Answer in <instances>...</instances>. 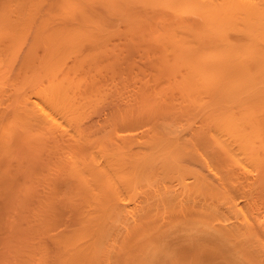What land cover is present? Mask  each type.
Here are the masks:
<instances>
[{"label":"bare ground","instance_id":"bare-ground-1","mask_svg":"<svg viewBox=\"0 0 264 264\" xmlns=\"http://www.w3.org/2000/svg\"><path fill=\"white\" fill-rule=\"evenodd\" d=\"M3 1H5V0H3ZM21 1V0H20ZM49 1V0H48ZM0 2H2V1H0ZM9 2V1H8ZM14 2V1H13ZM12 2V3H13ZM23 2V1H22ZM32 2H33V0H32ZM47 2V1H46ZM55 2H57V4H58V1H55ZM61 2H62V0H61ZM66 2H67V0H66ZM4 3V2H3ZM12 3H10V4H12ZM19 3V2H18ZM27 3V2H26ZM63 3V2H62ZM65 3V2H64ZM5 4H6V2H5ZM10 4H8L9 6H10ZM32 4H34V3H32ZM48 4H49V2H48ZM51 4V3H50ZM49 4V5H50ZM55 4V3H54ZM69 4V5H68ZM1 5V4H0ZM4 5V4H3ZM15 5V4H14ZM17 6H18V4H16ZM31 5V4H30ZM65 5V6H64ZM64 5H62L61 4V6H63L64 8H62V10H63V12H62V16H58V17H61L60 19H61V21H64L63 20V16L65 17L64 19H68V20H74V19H76L77 21H79V19L82 21H84L85 20V22H83L82 24H84V23H86V21H88V24H89V22H90V24L91 23H93V24H91V25H89V28H92V26L94 25V24H98V27H96L97 26V24L96 25H94V27L92 28V29H89L88 30V25H85L86 26V29H87V31H86V29H84V27H82V25L80 26L81 28H82V30H81V28H80V30H78L79 28L78 27H75V28H71V27H74V26H76V25H71L70 26V28L68 29V32L69 33H65V35L66 36H68V38L66 37V39H64V40H66V42L68 43V41L70 42V39H71V37L70 36H73V34L74 33H72V35H70V31H77L78 30V32L77 33H80V35L83 33V32H80V31H86L87 33H90V31L92 30L93 31V29H94V31H97V29L96 28H101L100 30H99V32L101 31V32H104V30H106L107 28H105V24H102L101 23V20H103L104 18H101L100 19V14H99V16H97V12H94V10H93V7H94V5H99V6H102L103 8H104V10H105V12L107 13V17H114V16H122L123 18H125L126 19V17H127V20H129V18H131L130 19V21H132L133 22V20L132 19H134V20H138L137 21V23L138 24H140L141 25V23L142 22H145V21H147V22H149V23H152V22H155V21H157V22H160L162 25H161V32L160 33H158L159 34V36L158 37H160V38H163V40L164 41H162L163 43H165L164 45H166L168 48H167V50H165L166 48H164V46H163V48H162V46L160 47L159 45V50H161V48H162V50L164 49L165 50V54H167L166 53V51L168 52V51H170L169 53H168V55L169 54H171L172 56H170V58H172V59H169V60H171V63H173L174 61L176 62L175 64H177V66L174 64H171V65H169L168 63H167V65H169V67L172 69H175L176 67H177V69H175V71H172V72H174V75H175V77L177 76V75H179V79H177V77H176V79H177V81L176 80H174L175 79V77H174V75H173V80H172V82H173V84H174V82H175V84H174V86H172L173 88H174V90L175 91H173V92H176V94L178 93V90H179V93L178 94H180L179 96H181L183 99H181L182 101L183 100H185V101H183L182 103H181V101H179L180 99H178V101H176V102H178V103H180L181 105H179V108H176L178 105V103L176 104V103H173L174 104V106H173V104H171L172 106H170V108H172L171 109V111H173V115L171 114V111H170V109H168L169 107L168 106H166L167 107V109H166V107H165V104H168L167 102H169V101H167V99H165L166 101V103H164V96L163 95H166V92H165V94L163 93V97L161 96V95H157L158 97H162V99H163V104H164V106L161 104L162 102L161 101H159V102H156V104L157 103H159L160 104V106H163L164 108H165V110L163 109V111H162V109H161V111H159L158 109H160V107H159V104H158V106H155V105H153V106H155V107H153V108H155V110H157V111H155V113H152V115H151V113H150V117L151 116H153V114H156L158 111H159V113H158V115L160 116H162L163 114H166V116L169 114V113H167V111L166 110H168V112H170V114L168 115V116H172V118H173V120H174V114L176 113V115L175 116H177V119L178 118H180V120H181V118H182V115H183V117L184 118H186L184 115H186V114H183L182 113V111H180L181 109H180V106L181 107H183L182 109H184L185 111L186 110H189V112L191 113V109H193V111L195 112V114L197 115V118L195 117V116H193V118H196L197 120H198V115H200V117H199V122L201 123V122H203V124L201 123H199L198 121V125H200V129H199V126L197 125V123H194V126H196V128L195 127H193L192 125V123H188V120H187V123H188V125L186 126V130H183L182 132H177V133H175L174 135H172L171 133H169V132H165V129H160V131H158L157 129L154 131H152V132H150L149 130H148V127H147V130L149 131V132H147V130L145 131V133L147 132V133H152V134H147V135H151L150 137H148V138H145L144 139V134H143V140H142V142L140 143L139 141H141V139H139L138 138V140L136 139V134H133V135H135V136H133L132 135V133H128V134H130V135H128V134H126V132H125V134H123V132L122 133H120V136H117V135H119V134H117L116 136H117V138H115L116 136H114V139H113V137H112V139H113V141H111V135L109 134V132L111 131V129H110V127H109V129H110V131L107 133V134H109L108 135V137H106L105 135H104V133H106V132H102V133H100V134H103L104 136H100L99 134V138L100 137H103L102 139L104 140V137H106V139H105V141L103 142V143H105V144H108V143H111L112 145V147L114 146V148H115V150H114V148H112V150H111V148H110V146H109V144L107 145V147L109 146V148H108V153H109V155L106 153V156L108 155L109 156V158L111 159V161H112V159L114 160L115 159V157H117L115 160V164L116 165H120L121 163H122V166L124 167H122L123 169H125V166L127 165L126 163L129 161V160H131V162L129 163V165H133V166H131L130 168L132 169V168H134L135 169V172L134 173H136V174H134L131 170H128V171H130V176H132V174H134V175H136V177L135 176H133L135 179H137V180H140V182L142 181V184H144L143 182H144V180L146 179L145 178V176H146V174H147V172H149V178H154V179H152V180H157V178L158 177H155V175L157 174V175H160L161 174V176H159V178L161 177V182H165V180H163L162 181V177L164 176V178L163 179H166V177H170V179L172 180H170V182H169V184H167V185H165V186H163V187H160L159 185L160 184H158V188H157V185H156V188H154L152 185L154 184V181H153V184H151L152 183V180L151 179H149L148 180V183L152 186V188H153V190H150V189H152L151 188V186L148 188L149 190V192H144L142 195H140L139 194V192L138 193H136V190H138L137 189V187H136V184L138 183L139 184V182L137 181V183H135L134 184V186H132L133 185V183L131 182L132 180L131 179H134V178H129L128 176H126L129 180H131L130 182L132 183V185L131 186H129V184L127 185H125V181H127L128 182V179L126 180L125 178L126 177H122V179L120 180V181H118V179L117 178H113V177H115L116 175L114 174L115 173V168L117 167V166H115L114 167V163H112L113 164V169L115 170H109V168L111 169V166L112 165H109L108 166V163H107V165L104 167V163L103 162H105L106 163V160L108 159L109 160V162H110V159L108 158V156H107V158H106V156H104L105 157V159L103 160V158H101L103 161L102 162H100V163H102L101 165H100V163L98 162L97 163V161H98V159L96 160V156H95V159H94V155L95 154H97V153H95L94 155H92L93 157V159L92 160H94V161H92L91 162V160L90 159H88V161H90L92 164H93V166H95L96 164H99L100 165V168H99V166L98 167H94L93 168V166H92V164H90V168H89V163H87V161H86V164H88V168H87V165H86V169L87 170H89V172H87L86 174L84 173V170L82 171L81 169L79 170V168H80V166L81 165H83V164H81L80 165V163L82 162H77L78 163V167H74V168H76L77 169V171L79 170L80 171V173H84V175L83 176H85L86 178L85 179H87L88 178V176H89V178H90V175H89V173L91 174L92 172H95V170L97 169V171L95 172V173H92L96 178H98L97 179V181H99V179L101 178V179H105V181L103 180H101L100 179V183H103L102 185H100V183H99V185H97L96 184V186H92L94 183H98V182H93V184H92V182H90L91 184H89V180L91 179H89L88 178V182H87V180L86 181H84L85 179H83L82 180V178H84L82 175L80 176V177H82L81 179L79 178V172H77V174H76V176L78 175V178H77V182L76 183H78V181L80 182L79 183V185H81V183L83 184L82 186H77L76 188H78V189H83V191H82V194H81V192H79V191H81V190H75V191H77L76 193H78V194H72V199H69V196H70V194L68 195V193H69V190H67V193H65L66 195H68V197H67V199L66 198H64V199H66L65 201H64V199L61 201L62 202V205L64 204V205H68V202L69 203H71L70 205H69V207H72L73 205V207H72V211L74 212V213H72L71 211H69V210H66V211H69L68 213L70 214V212L74 215H72V217L71 218H69V220L71 221L72 220V222L74 221V223H73V228L71 227V229L69 230V232L68 231H66V233H62L63 232V230L60 232L61 234L60 235H62L63 237H62V239L60 238L61 236H59V239L61 240V244H62V246H60L61 247V250L63 249V251H61L60 250V248L57 250V248L59 247L58 245H56V246H58V247H56V251H55V253H60V252H57V251H61V255H57L56 257H58L59 256V261H57V259L56 260H54L55 262L57 261L58 263H60V260L62 259L61 257L63 256V260H65V263L64 264H210V263H207V262H211V261H213L212 259L214 258L212 255L214 254L215 256L217 255V257H219V256H223L222 258H226L225 259V261L224 260H216L217 261V263H218V261H220V264H222V263H224V262H226V263H228V261H231V263L232 264H236V263H238V264H243V263H239L237 260H235L234 258H232V255L234 256L235 255V257H236V254H238V256L239 255H242V257L240 258L241 260L243 259V257H244V261H245V263L246 264H264V0H74V2H72L71 0H69L68 1V3H65ZM5 6V5H4ZM24 6V5H23ZM36 6H37V4H36ZM46 6V5H45ZM51 6V5H50ZM49 6V7H50ZM2 9L4 8L3 6H0ZM13 7V6H12ZM48 7V8H49ZM11 8V7H10ZM10 8H9V10H10ZM15 8V7H14ZM17 8V7H16ZM37 8V7H36ZM35 8V9H36ZM45 8V7H44ZM19 9V8H18ZM17 9V10H18ZM25 9H27V8H25ZM32 9V8H31ZM47 9V8H46ZM50 9V8H49ZM24 10V9H23ZM30 10V9H29ZM40 10H41V8H40ZM6 11V10H5ZM12 10H10V12H11ZM20 11V10H19ZM28 11V10H27ZM37 11V10H36ZM43 11L45 12V9H43ZM48 11H50V10H48L47 9V12ZM59 11H60V9H59ZM2 12H4L3 10L2 11H0V13H2ZM7 12V11H6ZM9 12V13H10ZM33 13H34V11H32ZM41 12V11H40ZM53 12V11H52ZM52 12L50 13V16H51V14H52ZM55 12V11H54ZM53 12V15H55V13ZM104 12V11H103ZM19 13V12H18ZM21 13V12H20ZM32 13V14H33ZM26 14H27V12H26ZM38 14V13H37ZM49 14V13H48ZM56 14H57V12H56ZM59 14H61V13H59ZM58 14V15H59ZM63 14H65V15H63ZM103 14V13H102ZM1 15H4V17L2 18V19H4L5 18V15H6V13L5 14H1ZM21 15V14H20ZM9 16V15H8ZM26 16H29V15H26ZM37 16V15H36ZM42 17H44L43 15H41ZM47 16V15H46ZM57 16V15H56ZM56 16H54L55 18H57ZM96 16L98 17V19H96ZM116 16V17H117ZM126 16V17H125ZM25 17V16H24ZM33 17V16H32ZM31 17V18H32ZM48 17V16H47ZM52 17V16H51ZM107 17H105V18H107ZM6 18H8V17H6ZM26 18V17H25ZM41 18V17H40ZM53 18V17H52ZM93 18H95L94 20L96 21V23H94V21H91V20H93ZM122 18V19H123ZM23 19V18H22ZM44 19V18H43ZM47 19V18H46ZM45 19V20H46ZM91 19V20H90ZM116 19V18H115ZM114 19V20H115ZM125 19L123 20L124 22H125ZM28 20V19H27ZM34 20V19H33ZM38 20H40V19H38ZM56 20V19H55ZM57 20H59V18L57 19ZM56 20V21H57ZM90 20V21H89ZM2 20H0V22H1ZM23 21V20H22ZM43 21V20H42ZM48 21V20H47ZM51 20H49L48 22H50ZM53 21V20H52ZM60 21V20H59ZM75 21V20H74ZM99 21H100V23H101V25L102 26H104V27H102L101 25H99ZM105 21H107V20H105ZM105 21H103V23H106ZM123 21H121L122 23H123ZM141 23H140V22ZM151 21V22H150ZM4 22V21H3ZM46 21H44L43 22V24L45 25V24H47V22L45 23ZM55 22V21H54ZM109 22H111V21H109ZM116 22V21H115ZM114 22V23H115ZM118 22V21H117ZM127 22V21H126ZM146 22V23H147ZM24 23V22H23ZM26 23V22H25ZM31 23V22H30ZM41 23V22H40ZM66 23V22H65ZM70 23V22H69ZM78 23V25H79V22H77ZM81 23V22H80ZM119 23V22H118ZM128 23H130L129 21H128ZM136 22H134V25H133V23L131 24V25H133V28H134V26L136 27V24H137ZM145 23V25H148V24H146ZM52 24H54L53 22H52ZM51 23H49V25H52ZM57 24V25H56ZM56 24H54V25H56L57 26V28H59L60 26L58 25V23H56ZM61 24H62V22H61ZM67 24V23H66ZM107 24V23H106ZM137 24V25H138ZM143 24V23H142ZM69 25V24H68ZM68 25H67V27H68ZM110 25H112L113 27H114V24H112V22H111V24ZM124 25H125V23H124ZM22 26V25H21ZM36 26V25H35ZM37 26H38V23H37ZM36 26V27H37ZM40 26V25H39ZM41 26H42V23H41ZM46 26V25H45ZM48 26V25H47ZM55 26V27H56ZM59 26V27H58ZM62 27V29H64L63 28V25H61ZM66 25H64V27H65ZM100 26V27H99ZM121 26H123V25H121ZM120 26V27H121ZM139 26V25H138ZM23 27V26H22ZM96 27V28H95ZM107 27V26H106ZM112 27V28H113ZM116 28H117V25L115 26ZM114 27V28H115ZM127 27V26H126ZM143 28L145 27V26H142ZM142 27H140V28H142ZM102 28H105V29H102ZM137 29V31L138 32H141V30H140V28L139 27H136ZM138 28H139V30H138ZM13 29V28H12ZM15 29V28H14ZM13 29V30H14ZM26 29V28H25ZM42 29V28H41ZM52 29H56V28H54V26H53V28H51V30L50 31H52ZM62 29H60V31L59 32H62L63 30ZM118 30L120 29L119 27L117 28ZM121 29H122V27H121ZM148 29V28H147ZM146 29V30H147ZM153 28H151V30H152ZM4 30V29H3ZM36 30V29H35ZM40 30V29H39ZM53 30V31H54ZM57 30V29H56ZM67 29H66V27H65V31H66ZM108 30H110V29H108ZM118 30H116V31H118ZM122 30H124V31H126L124 28L122 29ZM144 30V29H143ZM41 31H43V30H41ZM40 31V32H41ZM52 31V32H53ZM75 31V32H76ZM92 31H91V33H92ZM114 31V30H113ZM113 31H111V32H113ZM145 31V30H144ZM147 31H149V29L147 30ZM146 31V32H147ZM155 31V30H154ZM39 32V33H40ZM48 32V31H47ZM64 32V31H63ZM100 32V33H101ZM106 33H110L109 31L107 32V30L105 31ZM120 32V34H121V32L122 31H119ZM118 32V33H119ZM128 32H129V29H128V31L127 32H125V34L127 33L128 34ZM131 32H132V29H131ZM150 32V31H149ZM49 33H51V32H49ZM55 33V32H54ZM56 33H57V31H56ZM93 33H96V35H99V37H98V39H101L100 38V33L98 34L97 32H93ZM106 33L104 34V35H106ZM124 33V32H123ZM133 33V32H132ZM136 34H137V32H135ZM145 33V32H144ZM151 33V32H150ZM36 34V33H35ZM38 34V33H37ZM44 34H46L47 36H48V33H44ZM60 34V33H59ZM59 34L57 33L56 35H58L59 36ZM64 34V33H63ZM61 35V38H65V37H63L64 35ZM84 34H86V33H84ZM115 34V33H114ZM139 34V33H138ZM147 34V33H146ZM1 35V34H0ZM3 35V34H2ZM39 35V34H38ZM53 37H54V34H51ZM50 35V37H52ZM70 35V36H69ZM80 35H78V36H80ZM93 35V34H92ZM108 35V34H107ZM106 35V36H107ZM116 35H117V32H116ZM124 35V34H123ZM123 35H121V36H123ZM128 35H133V34H128ZM141 35H143V33L141 34ZM145 35V34H144ZM143 35V37H142V40H143V38L144 37H146V36H144ZM151 35H152V33H151ZM40 36V35H39ZM74 36H75V34H74ZM73 36V37H74ZM76 36H77V34H76ZM82 36H84V35H82ZM87 36L88 35H86V36H84V37H86L87 38ZM106 36H104V37H106ZM135 36V35H134ZM37 38H40V37H38V36H36ZM47 38V39H49V36L48 37H46L45 35L43 36V38ZM57 37V36H56ZM55 37V38H56ZM69 37H70V39H69ZM84 37H83V39H84ZM89 38H87V39H84V40H82V42L84 43V41H86L87 43H88V39H92L93 37H91V36H88ZM113 37H114V35L112 36V39H113ZM128 37V36H127ZM140 36H138V38H139ZM35 38V37H34ZM55 38H54V41H55ZM61 38H58L57 37V39H59V41H60V39ZM80 38H82L81 36L80 37H77V39H80ZM94 38H96V37H94ZM109 38H110V34H109ZM147 38L149 39V38H151L150 36L148 37L147 36ZM147 38H145V39H147ZM46 39V41H47V44L49 43V45H54L53 43L54 42H52V44H51V42H48L49 40H47ZM53 39V38H52ZM73 39V38H72ZM76 39V37H75V39H73L74 41L75 40H77ZM97 39V38H96ZM96 39H94V40H96ZM98 39H97V41H98ZM103 39V38H102ZM101 39V40H102ZM115 39V38H114ZM119 39V38H118ZM133 39V38H132ZM140 39H141V37H140ZM152 39V38H151ZM153 39H155V38H153ZM152 39V40H153ZM158 39V38H157ZM37 40V39H36ZM41 40H43V39H41ZM40 40V41H41ZM63 40V41H64ZM106 41H108V40H110L111 41V39H105ZM121 40H123V39H121ZM120 40V41H121ZM130 40H131V37H130ZM133 40H135V39H133ZM142 40H140V41H142ZM150 40V39H149ZM149 40H148V43H149ZM39 41V40H38ZM45 41V42H46ZM53 41V40H52ZM57 41V40H56ZM58 41V43H60ZM61 41H62V39H61ZM72 41V40H71ZM73 41V42H74ZM78 41V40H77ZM77 41H75L76 43H77ZM80 41H81V39H80ZM90 41V40H89ZM92 41V40H91ZM14 42H16V41H14ZM81 42V44H80V42H78V47L76 46V43L74 44L75 45V47H77V48H72L71 49V47H67V45L68 46H70V43H66V44H64V45H66V53H70L71 51H75V49L77 50V52L75 53V52H73V55L74 54H76V56H77V58H78V55H79V53L78 52H80L81 50H82V47L81 46H83V43ZM85 42V43H86ZM94 42V41H93ZM96 42V41H95ZM99 42H100V40H99ZM103 42H105V41H103ZM114 42V40L113 41H111V43H113ZM116 42V41H115ZM136 42H138V40L136 41ZM154 42V41H153ZM156 42H158V41H156ZM154 43V45L156 46L157 45V43ZM161 42V39H159V43H162ZM38 43V42H37ZM36 43V44H37ZM57 43V42H56ZM55 43V44H56ZM65 43V42H64ZM91 43V42H90ZM118 43V42H117ZM120 43V42H119ZM139 43V42H138ZM142 43H143V41H142ZM151 43H152V41H151ZM150 43V44H151ZM41 44H42V42H41ZM46 44V43H45ZM61 44V43H60ZM60 44H57V45H60ZM89 44V43H88ZM108 44H109V41H108ZM123 44V43H122ZM149 44V45H150ZM62 45V44H61ZM64 45H62V47L63 48H65L64 47ZM85 45V44H84ZM87 45V44H86ZM95 45V44H94ZM94 45H92L91 44V46L94 48ZM99 45H101V43L99 44ZM107 45V44H106ZM113 45H115V44H113ZM112 45V46H113ZM119 44H117V46H118ZM127 45V44H126ZM135 45H137V43L135 44ZM147 46L146 45V47H149V49H151L152 48V46ZM152 45V44H151ZM163 45V44H162ZM14 46V45H13ZM39 46V45H38ZM42 46H43V44H42ZM71 46H72V42H71ZM80 46V47H79ZM88 46V45H87ZM109 45H107V47H108ZM117 46L115 47V48H117ZM133 46V45H132ZM139 46V45H138ZM165 46V47H166ZM50 47V46H49ZM49 47H47L48 48V54H49V52H51L50 50L51 49H49ZM61 47V48H62ZM91 47V48H92ZM119 47H121V46H119ZM118 47V48H119ZM124 47H125V45H124ZM137 47V46H136ZM136 47L134 46V48L136 49ZM139 47H141V46H139ZM9 48V47H8ZM47 48H46V50L45 51H47ZM55 48H56V45H55ZM55 48L53 49L54 51H55ZM59 49H60V47H58ZM57 48V49H58ZM62 48V49H63ZM67 48H68V50L70 51H68L67 52ZM79 48H80V51H79ZM88 48H89V46H88ZM115 48L114 49H112V51H116L115 50ZM126 48V47H125ZM124 48V49H125ZM143 48L146 50V48L143 46ZM142 48V49H143ZM157 48V47H156ZM170 48V49H169ZM58 49V50H59ZM90 49V48H89ZM102 49H104V46H103V48ZM101 49V50H102ZM169 49V50H168ZM15 50H16V48H15ZM14 50V51H15ZM53 50H52V53H53ZM96 51L94 52L93 51V49L89 52V53H92V55L94 54L95 55V57H97V54L99 55V56H101L99 53H97L96 54V52L98 51L97 49H95ZM100 50V49H99ZM110 50V49H109ZM128 50V49H127ZM127 50H125V52L127 51ZM138 50V49H137ZM144 50V51H145ZM152 50V49H151ZM154 50V49H153ZM152 50V51H153ZM163 50V51H164ZM172 50V51H171ZM9 51V50H8ZM17 51V50H16ZM60 51V50H59ZM59 51H56L57 53H58V56L57 57H59V55L60 54H63L65 51L64 50H62V51H64V52H60V54H59ZM89 51V50H88ZM103 51V50H102ZM106 51V50H105ZM111 51V50H110ZM119 51H121L120 49H119ZM119 51H117V52H115V56H117V53L119 52ZM129 51H131L130 49H129ZM128 51V52H129ZM147 52H148V49L146 50ZM145 51V52H146ZM152 51L150 52V53H152ZM158 51V50H157ZM1 52V51H0ZM104 52V51H103ZM114 52H112V53H114ZM124 52V51H123ZM136 52V51H135ZM135 52H133V55L135 54V56H136V53ZM145 52H144V54H145ZM148 52V53H149ZM2 53V52H1ZM8 53V52H7ZM7 53H5V54H7ZM51 53V54H52ZM65 53V54H66ZM77 53H78V55H77ZM81 53V52H80ZM111 53V54H112ZM122 53V52H121ZM147 53V54H148ZM159 53V52H158ZM172 53H174V54H172ZM15 54V53H14ZM18 54V53H17ZM55 54V53H54ZM84 55L83 56H85L84 58L86 59V60H88L87 58H86V56H87V52H86V55H85V53H83ZM111 54H109V56L111 55ZM119 54V53H118ZM123 54V53H122ZM125 54L126 53H124V56H125ZM130 54H131V52H130ZM129 54V55H130ZM138 54H139V50H138ZM155 54H156V52H155ZM10 55V54H9ZM70 55H72L71 53H70ZM91 55V54H90ZM89 55V59H91V56ZM103 55V54H102ZM106 55H108V54H106ZM120 55V54H119ZM150 55V54H149ZM161 55H162V57H163V54H162V52H161ZM161 55L159 54V56L161 57ZM168 55H167V57H168ZM174 55V56H173ZM1 56V55H0ZM4 56V55H3ZM14 56V55H13ZM12 56V57H13ZM52 56V55H51ZM55 56V57H56ZM67 56V55H66ZM80 56H81V54H80ZM98 56V57H99ZM123 55L121 56L122 57V62H123V57H124ZM128 56V55H127ZM145 56H146V54H145ZM144 56V57H145ZM155 56H157V55H155ZM8 57V56H7ZM7 57H6V59H7ZM32 57V56H31ZM60 57H64V56H60ZM67 57H70V56H67ZM66 57V58H67ZM74 57V56H73ZM94 57V58H95ZM102 57V59H103V56H101ZM104 57H105V55H104ZM113 57H114V54H113ZM132 57V56H131ZM149 57V56H148ZM164 57H166V56H164ZM29 58H30V56H29ZM28 58V59H29ZM52 59H54L53 57H51ZM51 58H50V61H52L51 60ZM62 58H59V60L61 59L62 60ZM80 58V57H79ZM77 59L78 61L81 59L82 60V58H80V59ZM83 58V59H84ZM93 58V57H92ZM109 58V57H108ZM108 58H106V59H108ZM111 58V57H110ZM130 58V57H129ZM128 58V59H129ZM133 58V57H132ZM136 58V57H135ZM150 58V57H149ZM1 59H3V57L1 56ZM0 59V60H1ZM9 59H11V57L9 56ZM69 59V58H68ZM67 59V60H68ZM73 59H75V58H73ZM72 59V60H73ZM84 59V61H86ZM115 59L116 60H114L113 59V61H117V58L115 57ZM119 59V58H118ZM157 59V58H156ZM167 59V58H166ZM5 60V59H4ZM4 60H3V62H4ZM49 60V59H48ZM59 60L57 61V59H56V61L59 63ZM65 57H64V62H65ZM98 60H100V57H99V59ZM97 60V61H98ZM104 60V59H103ZM125 60V59H124ZM135 60V59H134ZM141 60V59H140ZM160 60H163V61H165L164 60V58H160ZM172 60H173V62H172ZM8 61V60H7ZM28 61V60H27ZM31 61V60H30ZM89 61V60H88ZM88 61H87V63H88ZM91 61H92V59H91ZM104 61H106V60H104ZM112 60L110 61V62H112L111 63V65H114L115 67L114 68H116V66H119V65H121V63H120V60H119V65H116V63L118 64V62H116L115 64H114V62H113ZM126 61V60H125ZM128 61L129 60H127L126 62L128 63ZM131 61V60H130ZM149 60H146V62H148ZM1 62V61H0ZM2 62V63H3ZM43 62V61H42ZM57 62H55V60H54V62H52L53 63V65L51 64V62H50V65H52L53 66V68H55L54 67V63H55V65H57L56 63ZM63 62V61H62ZM77 62V61H76ZM82 62V61H81ZM95 62V61H94ZM93 62V63H94ZM101 62V64H103V62L100 60L99 61V63ZM125 62V63H126ZM136 62V61H135ZM135 62L133 63L132 62V65L134 64V65H136L135 64ZM141 62V61H140ZM150 62V61H149ZM167 62H169L168 61V59H167ZM28 63V62H27ZM48 63V62H47ZM67 63H69L68 61H67ZM87 63H86V65H87ZM92 63V64H93ZM105 63V66L106 65H109V64H106V63H108V62H104ZM137 63H139L138 62V60H137ZM151 63H152V61H151ZM7 64V63H6ZM8 64H9V62H8ZM8 64H7V68L9 69V71H10V67L8 66ZM95 64H97V63H95ZM162 64H166V62L164 63H162ZM2 64H0V66H1ZM5 65V64H4ZM29 65H31L30 63H29ZM50 65H48V67H50ZM61 65V61H60V63H59V65H57V66H60ZM69 64H67V66H68ZM76 65H78V62H77V64ZM75 65V66H76ZM88 65H90V63L88 64ZM94 65V64H93ZM100 65V64H99ZM129 65H131V63H129ZM132 65H131V68H132ZM152 65V64H151ZM151 65H150V67H151ZM154 65L155 64H153V66L152 67H154ZM28 66V64L26 65V67ZM70 66V65H69ZM72 66H73V64H72ZM74 66V67H75ZM82 67V65H80L79 64V69H81V67ZM91 66V65H90ZM98 66V65H97ZM103 66H104V64H103ZM140 65L138 64V67H139ZM148 66H149V64H148ZM158 66V65H157ZM171 66H173V67H171ZM185 66V67H184ZM6 67V66H5ZM47 67V68H48ZM73 67V68H74ZM92 67V66H91ZM90 67V68H91ZM96 67V66H95ZM99 67V66H98ZM97 67V68H98ZM100 67H101V65H100ZM99 67V68H100ZM109 67V66H108ZM107 67V68H108ZM111 67V66H110ZM137 67V68H138ZM175 67V68H174ZM1 68V67H0ZM4 67H2V69H3ZM52 68V69H53ZM57 68V67H56ZM72 68V67H71ZM89 68V69H90ZM128 68H130V67H128ZM136 68V67H135ZM134 68V69H135ZM158 68V67H157ZM28 69H30V67H28ZM51 69V72L53 71ZM101 69H104V68H102L101 67ZM101 69H98V70H100L101 71ZM106 69V68H105ZM105 69H104V71H105ZM111 69L112 68H110L109 69V71H110V73H111ZM117 69V68H116ZM119 69H120V66H119ZM124 69V68H123ZM123 69H121L120 71H122ZM133 69V68H132ZM5 71H7V69H4ZM4 70H3V72H0V75L3 73V75L4 76H2L4 79H6L7 78V76H8V79H9V77H10V75H6L5 76V74H4ZM32 70V69H31ZM77 70V68L75 69V70H73V72H75ZM94 71H98V70H95V69H93ZM108 70V69H107ZM112 70H114V69H112ZM127 70H129V69H127ZM131 70V69H130ZM155 70V69H154ZM153 70V71H154ZM177 70V71H176ZM50 71V70H49ZM55 71V70H54ZM61 71V70H60ZM92 71V70H91ZM103 71V72H104ZM120 71H118V72H120ZM146 71V70H145ZM148 72L147 73H149L150 71L149 70H147ZM157 71V70H156ZM158 71H159V68H158ZM8 72V71H7ZM77 72V71H76ZM80 72V71H79ZM95 72V73H96ZM114 72V71H113ZM117 72V71H116ZM116 72H114L115 74H116ZM141 72V71H140ZM144 72V71H143ZM152 72V71H151ZM150 72V73H151ZM179 72V73H178ZM27 73H29V72H27ZM31 73V72H30ZM29 73V74H30ZM69 73V72H68ZM86 73V72H85ZM102 73V72H101ZM105 73H107L106 75H108L109 73L108 72H106L105 71ZM122 73V72H121ZM132 73V72H131ZM131 73H129V74H131ZM134 73H135V71H134ZM155 73V72H154ZM163 73H166V71L165 72H163ZM7 74V73H6ZM10 74V73H9ZM32 74V73H31ZM52 74V73H51ZM75 74V73H74ZM74 74H72V75H74ZM87 74V73H86ZM90 74V73H89ZM94 74V73H93ZM93 74H92V76H93ZM99 74V73H98ZM113 74V73H112ZM146 74V73H145ZM156 74V73H155ZM170 74V72L168 73V75ZM28 75V74H27ZM33 75V74H32ZM31 75V76H32ZM82 75V74H81ZM88 75V74H87ZM94 75H96V74H94ZM103 75V74H102ZM114 75V74H113ZM117 75V74H116ZM119 75V74H118ZM136 75V74H135ZM153 74H151V76H152ZM171 75V74H170ZM30 76V75H29ZM78 76V75H77ZM88 76H90V75H88ZM111 76V75H110ZM115 76V75H114ZM137 76V75H136ZM135 76V77H136ZM140 76V75H139ZM138 76V77H139ZM161 76V75H160ZM2 77L0 76V78H1V80H2ZM118 77V76H117ZM117 77H116V79H117ZM147 77V76H146ZM158 77V76H157ZM34 78V77H33ZM63 78L64 77H62V80H63ZM77 78V77H76ZM86 78V77H85ZM89 78H91V77H89ZM99 78V77H98ZM108 78V77H107ZM118 78H120V77H118ZM31 79V78H30ZM29 79V80H30ZM57 79V78H56ZM81 79V78H80ZM88 79V78H87ZM96 79H97V77H96ZM111 79V78H110ZM115 79V78H114ZM125 79V78H124ZM123 79V80H124ZM152 79V78H151ZM163 79V78H162ZM23 80V79H22ZM25 80V79H24ZM39 80H41V79H39ZM44 80V79H43ZM54 80V79H53ZM58 80H60V79H58ZM61 80V81H62ZM76 80V79H75ZM91 80H93V78L91 79ZM90 80V81H91ZM136 80V79H135ZM140 80V79H139ZM159 80V79H158ZM5 81V80H4ZM64 81V80H63ZM82 81V80H81ZM80 81V82H81ZM84 81V80H83ZM142 81V80H141ZM149 81H150V79H149ZM168 81V84H170V82H169V80H167ZM167 81H165L164 80V82H166V84H167ZM15 82H16V80H15ZM18 82V81H17ZM17 82H16V84H17ZM24 82V81H23ZM34 82V81H33ZM57 82V84H58V82L59 81H56ZM69 82V81H68ZM73 82H75V81H73ZM79 82V81H78ZM89 82V81H88ZM98 82V81H97ZM97 82H96V85L98 86V84H97ZM101 82H102V80H101ZM115 82H116V80H115ZM120 82V81H119ZM123 82H125V81H123ZM123 82H120V83H122V84H124ZM133 82V81H132ZM139 82V84L138 85H140V81H138ZM151 82V81H150ZM160 82V81H159ZM171 82V83H172ZM20 83H22V82H20ZM19 83V84H20ZM30 83V82H29ZM28 83V84H29ZM46 83V82H45ZM53 83H54V81H53ZM72 83V82H71ZM76 83H77V81H76ZM76 83H75V85H76ZM106 83V82H105ZM119 83V86H118V84H117V82H116V85L118 86V87H120V84ZM1 84H2V81H1ZM31 84H32V82H31ZM38 84H39V82H38ZM52 84V83H51ZM50 84V86L49 87H52L54 84H52L51 85ZM92 84V83H91ZM94 84V83H93ZM111 84V83H110ZM113 84V83H112ZM126 84V83H125ZM124 84V85H125ZM128 84V83H127ZM136 83H134V85H135ZM160 84H163L162 82L160 83ZM179 85V86H177V85ZM58 85H60V84H58ZM65 87L64 88H62L61 86H59V87H61L62 89H64L63 91H65L64 92V94L66 93L67 94V92H68V86H67V84L65 83ZM68 85H69V83H68ZM71 85V84H70ZM69 85V86H70ZM75 85H73L74 87H75ZM88 85V84H87ZM106 85V84H105ZM131 85V84H130ZM147 85V84H146ZM172 85V84H171ZM170 85V86H171ZM26 86H27V84H26ZM101 86V85H100ZM99 86V87H100ZM123 86V85H122ZM126 86H128V85H126ZM133 86V85H132ZM141 86V85H140ZM144 86V85H143ZM152 86V85H151ZM160 86V85H159ZM166 86V85H165ZM169 86V85H168ZM176 86H177V88H178V90L176 91ZM3 87V86H2ZM35 87H37V86H35ZM56 87H57V85H56ZM59 87H57V89L59 88ZM74 87H73V89H74ZM80 87V86H79ZM90 87V86H89ZM91 87H92V85H91ZM96 87V86H95ZM111 87V86H110ZM110 87H107V88H110ZM145 87V86H144ZM149 87V86H148ZM161 87V86H160ZM160 87H158V89L160 88ZM167 87V86H166ZM171 87V88H172ZM32 88V87H31ZM65 88H67V91H66V89ZM76 88V87H75ZM86 88V87H85ZM106 88V87H105ZM116 88V87H115ZM128 88H129V86L127 87V89H124V90H128ZM153 88V87H152ZM25 89H28L27 87H25ZM24 89V90H25ZM71 89H72V87H71ZM83 89H84V87H83ZM113 89H114V87H113ZM130 89V88H129ZM141 89V88H140ZM144 88H142V90H143ZM169 89V88H168ZM35 90H37V89H35ZM40 90V89H39ZM43 90H45V88L43 89ZM43 90H40L41 91V93H42V91ZM47 90V89H46ZM53 90V87L52 88H50V92ZM60 90V89H59ZM57 91L56 92V89L53 91V92H51V93H53V94H55V95H52V96H54V98L51 96L50 97V95L51 94H49V97H48V95L46 96V99L44 100L43 99V97H42V99L44 100H42L43 102H44V104H46L47 103V105H49L48 107H50V108H54L56 111L58 110L57 108H58V106H59V104L60 103H58V105H57V102H55V100H58V97H59V99H60V96H59V94L60 93H58V92H60V91ZM90 91H91V89H89ZM94 90H96V89H94ZM110 90H112V89H110ZM134 90V89H133ZM139 90V89H138ZM138 90H135V91H138ZM151 90V89H150ZM155 90V89H154ZM166 90V89H165ZM1 91H2V89H1ZM63 91H61L62 92V95H64L63 94ZM74 91H75V89H74ZM79 91H80V88H79ZM86 91H88V90H86ZM105 91V90H104ZM103 91V92H104ZM114 91H115V89H114ZM114 91L112 92V94L114 93ZM120 91H121V89H120ZM120 91L118 90V92L120 93ZM149 91V90H148ZM160 91V90H159ZM181 91V92H180ZM3 93L5 92L4 91V89H3V91H2ZM7 92V91H6ZM5 92V93H6ZM11 92V91H10ZM9 92V93H10ZM12 92H14L13 90H12ZM27 92H30V91H27ZM38 92V91H37ZM94 92V91H93ZM109 91H107V93H108ZM123 92H125V91H123ZM130 92H132V90L130 91ZM129 92V93H130ZM140 92V91H139ZM145 92V91H144ZM152 92V91H151ZM156 92H157V90H156ZM1 93V92H0ZM5 93L3 94V95H5ZM20 93V92H19ZM23 93V92H22ZM40 93V94H41ZM43 93H44V91H43ZM74 93V92H73ZM78 93V92H77ZM81 93V92H80ZM83 93H85V92H83ZM97 94H98V92H96ZM111 93V92H110ZM119 93H118V95H119ZM126 93H128V91L126 92ZM135 93V92H134ZM137 93V92H136ZM143 93V92H142ZM14 94V93H13ZM39 94V93H38ZM46 94H47V92H46ZM58 96H57V95ZM65 94V95H66ZM68 94H69V92H68ZM91 92H90V95L88 94L87 95V98H85V99H89L88 97H90L91 96ZM103 94V93H102ZM111 94V95H112ZM114 94H116V93H114ZM114 94L112 95V96H114ZM123 94V93H122ZM125 94V93H124ZM131 94V93H130ZM149 95H150V93H148ZM153 94V93H152ZM151 94V95H152ZM168 94H169V92H168ZM172 94V93H171ZM171 94H169V95H171ZM175 94V95H176ZM187 94H188V96H187ZM189 94H190V96H189ZM24 95H27V94H25L24 93ZM62 96V99L60 100V101H62V103L64 104H62L63 106V108H60L62 111H61V114H63V115H65L64 114V108H66V110L68 109V103H65V102H67V101H65V99H66V96ZM94 95V94H93ZM99 95L100 94H98V96L96 95V98H97V101L99 100H103L102 98V96H100V97H102L101 99H98V97H99ZM109 95V94H108ZM137 95H139V94H137ZM141 95H143V94H141ZM150 95V96H151ZM169 95L167 96V98L169 97ZM8 96V95H7ZM11 96V95H10ZM10 96H9V98H10ZM23 96V95H22ZM34 96V95H33ZM56 96V97H55ZM79 96V95H78ZM85 96H86V94H85ZM112 96H110V97H112ZM123 96V95H122ZM125 96V95H124ZM130 96V95H129ZM128 96V97H129ZM133 96V95H132ZM145 96H146V94H145ZM144 95H143V97L142 98H144L145 97ZM153 96V95H152ZM151 96V97H152ZM172 96H174V95H172ZM16 97V96H15ZM15 97H14V99H15ZM20 97H21V94H20V96H19V100H20ZM74 97H75V93H74ZM83 98L84 97V94H83V96H81L80 95V98ZM116 97V96H115ZM118 97V96H117ZM121 97V96H120ZM126 97V96H125ZM139 97V96H138ZM141 97V96H140ZM139 97V98H140ZM146 97H148V95L146 96ZM180 97V98H181ZM190 97V98H189ZM192 97V98H191ZM18 98V97H17ZM23 98H24V96H23ZM30 98V97H29ZM64 98V99H63ZM76 98V97H75ZM95 97L93 96V99H94ZM108 98H109V96H108ZM107 98V99H108ZM113 98V97H112ZM123 97H121L120 99H122ZM127 98V97H126ZM139 98H138V100H139ZM153 98V97H152ZM151 98V99H152ZM157 98V97H156ZM155 98V99H156ZM171 98V97H170ZM175 98H177L176 96H175ZM174 98V99H175ZM3 99V98H2ZM5 99V98H4ZM39 99H40V97H39ZM52 99H54V100H52ZM85 99H83V100H85ZM92 99V100H93ZM116 99H118V98H116ZM123 99H125V98H123ZM130 98H128V100H129ZM149 99V98H148ZM161 99V98H160ZM169 99V98H168ZM172 100H173V98H171ZM188 100V102H186L187 100ZM18 99H17V101L16 102H18L19 101ZM50 102H49V101ZM69 100V99H68ZM76 100V99H75ZM82 100V99H81ZM90 100H91V97H90ZM90 100H86L89 104L91 103V101ZM115 100V99H114ZM140 100H141V98H140ZM146 99H144V101H145ZM150 100V99H149ZM159 100V99H158ZM34 101V100H33ZM46 101V102H45ZM59 101V102H60ZM65 101V102H64ZM95 101H96V99H95ZM95 101H93V102H95ZM96 101V102H97ZM107 101V100H106ZM109 101H111V100H109ZM113 101V100H112ZM118 101H120V100H118ZM131 102H132V100H130ZM143 101V102H144ZM151 101H154L153 99L151 100ZM196 101V102H195ZM199 101V103H197ZM2 102V101H1ZM25 102V101H24ZM27 102V101H26ZM35 102V101H34ZM38 102V101H37ZM37 102H35V103H37ZM39 102H40V100H39ZM78 102V101H77ZM84 102V101H83ZM103 102V101H102ZM114 102V101H113ZM123 102V101H122ZM121 102V103H122ZM125 102V101H124ZM129 102V101H128ZM133 102H135L134 100H133ZM155 102L153 103V104H155ZM173 102V101H172ZM186 102V103H185ZM190 102V103H189ZM3 103H5V102H3ZM51 105H50V104ZM79 103V102H78ZM82 103V102H81ZM81 103H79L80 105H81ZM101 103V102H100ZM100 103H97L98 105H100ZM112 103V102H111ZM115 103L117 104L118 102L117 101H115ZM191 103H193L192 104V106H190L191 105ZM6 104H7V102H6ZM15 104H17V106H18V103H15ZM26 104V103H25ZM95 106L97 105V104H95V103H93ZM103 104V103H102ZM102 104L100 105V106H102ZM110 104V103H109ZM116 104L114 105L113 104V106H115V110H116ZM123 104L124 103H122V106H123ZM127 106H128V104H127V102L125 103ZM135 104V103H134ZM134 104H133V106H134ZM138 104V101H137V103H136V105ZM140 104V103H139ZM138 104V105H139ZM144 104V103H143ZM145 104L147 105V111H148V104H149V102H148V104L146 103V101H145ZM151 104V103H150ZM149 104V105H150ZM175 104H176V106H175ZM7 105H10V104H7ZM12 105V104H11ZM10 105V106H11ZM22 105H23V103H22ZM27 105V104H26ZM39 105V104H38ZM70 105H72V104H70ZM80 105H78V107H80ZM83 105H87V103L86 104H83ZM93 105V106H94ZM106 105V104H105ZM112 105V104H111ZM110 105V106H111ZM136 105H135V108H136ZM141 105V104H140ZM170 105V104H169ZM198 105V106H197ZM16 106V105H15ZM40 106V105H39ZM39 106H38V108L37 109H41L40 111L42 112V114H41V116H40V118L39 117H37V116H39V114H37L35 117H37V118H34V116H32V118H33V126L36 124V123H40V124H42V123H44V124H42V126L44 125V127L46 128V126H45V124H47V128L49 127L50 128V125H54V124H52V122H51V117L52 118H54V115H55V111H54V113L52 112V110L50 109H45L44 110V107L46 108V106H44L43 107V104H42V108L40 107L39 108ZM75 106V105H74ZM74 106H71L72 108L74 107ZM82 106V105H81ZM107 106V105H106ZM109 106V105H108ZM151 106V105H150ZM187 106V107H186ZM28 107V106H27ZM37 107V106H36ZM70 107V109L72 110V108ZM87 107V106H86ZM85 106H84V108H86ZM90 107H91V105H90ZM89 107V108H90ZM103 107V106H102ZM121 107V106H120ZM120 107H119V111H120ZM125 107V106H124ZM132 107V106H131ZM141 107V106H140ZM143 107H145L144 105H143ZM142 107V108H143ZM156 107H158V109H156ZM162 107V108H163ZM184 107H186V108H184ZM191 107V108H190ZM195 107V108H194ZM1 108V107H0ZM32 108H34V107H32ZM82 108V110H80L79 109V111H83V107H81ZM100 108V107H99ZM107 108V107H106ZM123 108V107H122ZM135 108L133 109V110H135ZM173 108H174V110H173ZM190 108V109H189ZM31 109V108H30ZM53 109V110H54ZM92 109V108H91ZM93 109H95V108H93ZM126 109H127V107H126ZM141 109V108H140ZM144 109H146V107L144 108ZM176 109V110H175ZM178 109V110H177ZM180 109V110H179ZM195 109V110H194ZM34 110V109H33ZM38 110V111H39ZM42 110H44V111H42ZM47 110H49V111H47ZM74 110L75 111H77V109H75L74 108ZM87 110H88V108H87ZM87 110H85V111H87ZM106 110V109H105ZM118 110V109H117ZM116 110V111H117ZM128 110H130V108L129 109H127L126 111H128ZM131 110H132V108H131ZM133 110H132V112L131 111H129V113L128 112H126V113H128V117L127 118H129V116L131 117V115H129L130 114V112L131 113H133ZM136 110H138V109H136ZM7 111H9V110H7ZM15 111H16V109H15ZM25 111V110H24ZM37 111V112H38ZM74 111V112H75ZM88 111H90V110H88ZM96 111V110H95ZM94 110L92 111V112H95ZM100 111V110H99ZM102 111V110H101ZM140 111V110H139ZM138 111V112H139ZM177 111H179V112H177ZM12 112V111H11ZM33 112V111H32ZM40 112V113H41ZM46 114L47 112L49 113H47L46 115H44V113ZM74 112L72 111V114H74ZM109 112V111H108ZM113 112H114V110H113ZM124 115H125V111H121ZM120 112V113H121ZM135 112V111H134ZM154 112V111H153ZM160 112H162V114H160ZM165 112V113H164ZM187 112V111H186ZM188 112V114H189V117H190V115H192V114H190ZM197 112V113H196ZM201 114H200V113ZM10 113V112H9ZM22 113H25V112H22ZM27 113V112H26ZM28 113H30V112H28ZM59 113V112H58ZM80 113V112H79ZM82 113V112H81ZM85 113V112H84ZM96 113V112H95ZM95 113L93 114V115H95ZM100 113V112H99ZM117 113V112H116ZM119 113V112H118ZM117 113V114H118ZM119 113V114H120ZM122 113H121V115H122ZM136 113V112H135ZM135 113L134 114H132V116H134L135 115ZM140 113V112H139ZM178 113H180V115L178 114ZM182 113V114H181ZM185 113V112H184ZM57 114V113H56ZM60 114V113H59ZM67 114V113H66ZM92 114V113H91ZM98 114V113H97ZM142 114V113H141ZM145 114H147L146 116L147 117H145L144 115ZM30 115H31V113H30ZM33 115V114H32ZM63 115H60V118H61V116H63ZM70 115V114H69ZM78 116H80V114H77ZM115 115V114H114ZM113 115V116H114ZM121 115H120V117H121ZM124 115H122V117L124 116ZM140 114H138V113H136V117L134 116V117H132L130 120H131V122H133V120H134V122H135V120H136V122L138 123L137 124V126H139L140 125V123L142 122L141 121V119H143L144 117H145V119H143V121H145L146 120V122H147V120L148 121H150V118L148 117V115H149V111H148V113H143V117L141 118L140 116H142V115H140ZM47 116V117H46ZM51 116V117H50ZM72 115H70V117H71ZM88 116H89V114H88ZM99 116V115H98ZM139 116V117H138ZM156 116H157V114H156ZM155 116V119L157 118ZM160 116V117H161ZM164 116V118L166 117L165 115H163ZM162 116V117H163ZM168 116H167V118H168ZM8 118H9V116H7ZM12 117V116H11ZM19 116L17 115V118H18ZM56 117V116H55ZM59 117V116H58ZM65 117H66V115H65ZM68 117V116H67ZM74 117H76L75 116V114H74ZM86 117V116H85ZM94 117V116H93ZM116 117V116H115ZM121 117V118H122ZM126 117V116H125ZM161 117V118H162ZM188 117V118H189ZM1 118V117H0ZM3 118V117H2ZM13 118H14V116H13ZM16 118V119H17ZM25 118V117H24ZM28 118V117H27ZM63 118V117H62ZM80 118V117H79ZM108 118H109V116H108ZM134 118H136V119H134ZM138 118H140V123L138 122ZM149 118V119H148ZM152 118V117H151ZM154 118V117H153ZM159 118V117H158ZM167 118H166V120H167ZM183 118V119H184ZM187 118V119H188ZM12 119V118H11ZM67 119V118H66ZM77 119V118H76ZM84 119V118H83ZM113 119V118H112ZM181 120V121H184V120ZM191 119V118H190ZM4 120H6V119H4ZM8 120V119H7ZM6 120V121H7ZM13 120H15V119H13ZM22 120H23V118H22ZM53 120V119H52ZM72 120V119H71ZM80 121H81V119H79ZM86 120V119H85ZM103 120V119H102ZM107 120V119H106ZM114 120H115V118H114ZM114 120H111V121H113L114 122ZM121 120H123V118L121 119ZM125 120H128V119H126L125 118ZM157 120V119H156ZM170 119L168 118V122H170V123H172L173 121H169ZM176 120V119H175ZM192 120V119H191ZM190 120V121H191ZM2 121H3V119H2ZM1 121V122H2ZM6 121H4L5 123H6ZM12 121V120H11ZM29 121V120H28ZM28 121H26V122H28ZM34 121H36V123L34 122ZM56 121H57V119H56ZM55 121V122H56ZM61 121V120H60ZM64 121H66V120H64ZM73 121V120H72ZM71 121V122H72ZM75 121V120H74ZM83 121V120H82ZM94 121H96V120H94ZM116 122L117 121H119L118 122V124L119 125H122L120 122H122L123 123V121H120V118L119 119H117L116 118V120H115ZM129 121V120H128ZM128 121H125L126 123H124V124H127V122ZM157 121H159V120H157ZM156 121V122H157ZM26 122H24L23 124H21V125H25L26 124ZM54 122V121H53ZM58 122V121H57ZM70 122V121H69ZM112 122V123H113ZM115 122V124H117ZM185 122V121H184ZM183 122V123H184ZM192 122H193V120H192ZM196 122V121H195ZM3 123V122H2ZM14 123V122H13ZM19 123V122H18ZM29 123H31V122H29ZM63 123V122H62ZM74 123V122H73ZM73 123H71V124H73ZM93 123V122H92ZM101 123V122H100ZM103 123V122H102ZM149 123V122H148ZM152 123H154V119H153V121H152ZM181 123V122H180ZM7 124V123H6ZM12 124V123H11ZM65 124V123H64ZM78 124V123H77ZM80 124V123H79ZM90 124V123H89ZM94 124H95V122H94ZM96 124H97V121H96ZM105 124V123H104ZM111 124V123H110ZM142 124H144V122H142ZM157 124V123H156ZM185 124H186V122H185ZM196 124V125H195ZM208 124V125H207ZM3 125V124H2ZM37 125V124H36ZM35 125V126H36ZM59 125V123H56V125H55V128L57 127ZM85 125H86V122H85ZM103 125V124H102ZM108 125H109V123H108ZM113 125H114V123H113ZM118 125V126H119ZM129 125V124H128ZM170 124L168 123V125L167 126H169ZM172 125H174L173 123H172ZM172 125H170V127L172 128ZM201 125H203V126H201ZM205 125L208 127V128H205V130L204 131H202L203 129V127H205ZM1 126V125H0ZM30 126H32V125H30ZM62 126V124L60 125V127ZM83 126V125H82ZM95 126V125H94ZM100 126V125H99ZM124 125H122V127H123ZM132 126V125H131ZM147 126V125H146ZM151 126V125H150ZM185 126V125H184ZM18 127H19V124H18ZM37 127V126H36ZM52 128L51 129H53L54 127L53 126H51ZM76 127V126H75ZM85 127V126H84ZM90 127V126H89ZM111 127H113L112 125H111ZM117 126H115V127H113V131L111 132V134H112V136H113V132L115 131V132H117V133H119L118 131H116V129H114V128H116ZM122 127H121V129H122ZM128 127V126H127ZM126 126L124 127V129L123 130H125V128H127ZM140 127V126H139ZM142 127V126H141ZM174 127V126H173ZM197 127H198V129H197ZM9 128H11V127H8V129ZM26 128H28V126L26 125ZM25 128V129H26ZM33 128V127H32ZM31 128V129H32ZM71 128H73V127H71ZM80 128V127H79ZM79 128H77V129H79ZM95 128V127H94ZM101 128V127H100ZM118 128V127H117ZM153 128V127H152ZM160 128H161V125H160ZM169 128V127H168ZM6 129V128H5ZM43 129V128H42ZM60 129V128H59ZM58 129V130H59ZM75 129V128H74ZM81 129V128H80ZM86 129V128H85ZM85 129H82L81 131L82 132H86V131H83V130H85ZM91 129H93V128H91ZM106 129H108L107 127H106ZM105 129V130H106ZM131 129V128H130ZM150 129V128H149ZM208 131H207V130ZM90 130V129H89ZM99 130V129H98ZM97 129H96V133H98L99 131H98ZM127 130V129H126ZM168 130V129H167ZM200 130V131H199ZM2 131V130H1ZM23 131H24V129H23ZM43 131V130H42ZM45 131H49V130H45ZM55 133L56 132H58V131H55V129L53 130ZM62 131H63V129H62ZM64 131H65V126H64ZM98 131V132H97ZM103 131H104V129H103ZM106 131H108V130H106ZM144 131V130H143ZM199 131V132H198ZM207 131V132H206ZM4 132H9V131H4ZM29 132V131H28ZM34 132H35V130H34ZM60 132H61V130H60ZM67 132H68V129H67ZM80 131H78V133H79ZM89 132V131H88ZM93 132V131H92ZM91 132V133H92ZM128 132H129V130H128ZM139 132V131H138ZM197 132H198V134H197ZM22 133V132H21ZM31 133V132H30ZM38 133V132H37ZM37 133H35L36 135H37ZM42 133V132H41ZM50 133V132H49ZM48 133V134H49ZM63 133V132H62ZM62 133H60L59 134V136H62ZM69 133H70V130H69ZM77 133V132H76ZM90 133V132H89ZM134 133V132H133ZM3 134V133H2ZM23 134V133H22ZM32 134H34V133H32ZM32 134H31V136H32ZM35 134H34V138L36 137L35 136ZM43 134L44 133H42V136L41 137H43ZM67 134V133H66ZM65 134V135H66ZM85 134V133H84ZM88 134V133H87ZM123 134V135H122ZM141 134V133H140ZM39 135V134H38ZM45 135V134H44ZM50 135H54V138H56L55 137V134H50ZM68 135V134H67ZM66 135V136H67ZM72 135V134H71ZM71 135H69V136H71ZM81 135H83V134H81ZM97 135V134H96ZM195 135H197V140L195 141L194 140V136ZM9 136H10V132H9ZM56 136H57V138L59 137L58 136V134L56 133ZM76 136H78V135H76ZM88 136V135H87ZM139 136V135H138ZM191 136H193V139H192V137ZM207 136V138L206 139H208L209 141H207V144L209 145H212V144H214L213 145V147L215 146V148L216 149H214L215 150V152H216V154L217 153H219V152H221V153H219L218 155L220 156V158H221V160L222 161H224L225 159L226 160H228V161H226L225 160V162L224 163H228L229 164V166L230 165H232L233 166V168H236V164H237V168L236 169H238V167H239V169H241V190H240V188H239V192L238 193H240V191H241V201H242V205H241V207H242V209H241V224L239 223H237V222H235V223H237V224H234V223H232V221L230 222V223H227V221L229 220V218H228V220H227V217H226V219H225V217H224V219L225 220H227V221H225L226 223H222V224H220L221 222H223V221H218L219 222V224H217V223H215V222H213L214 220V218H209V217H211V216H209V208H210V206H211V202H207L208 203V206H209V204H210V206H209V208L207 207V203H206V201H208L209 199H207V200H205L207 197L208 198H212L213 196L212 195H214V194H212V189L216 192H213V193H215V197H213V198H215V199H217V197L219 196V194H220V196L221 195H223L224 197L226 196V198L228 199V201H229V199L230 198H228V196L226 195L227 194V189L225 188L226 186L225 185H227V184H224V180H226L225 181V183H228L229 184V182L227 181L228 179L226 178L227 176L225 175V174H223V172L222 171H220V172H222V174H223V176H224V178H223V176H222V178L220 179V177L218 176V180H217V176H214L215 178H216V180H213V178H211L210 177V175H209V173H207V172H210L209 171V169H208V166L210 165L209 164V161L207 160V157H205V156H203V157H200L201 158V160H199V158L197 159L196 158V156H195V154L197 153V150H198V146H199V144H198V142L200 143V145H201V142L202 141H205V138L204 137H206ZM5 137V136H4ZM23 137H24V135H23ZM53 137V136H52ZM51 137V138H52ZM65 137V136H64ZM140 137V136H139ZM146 137V136H145ZM196 137V136H195ZM6 138H8V137H6ZM32 138V137H31ZM66 138V137H65ZM76 138V137H75ZM88 138H89V136H88ZM108 138H110L109 140L111 141H109V140H107ZM29 139V138H28ZM38 139V138H37ZM50 139V138H49ZM61 139V138H60ZM68 139V138H67ZM81 139H83V140H85V136H84V138L83 137H81ZM80 139V140H81ZM89 139H91V136H90V138ZM204 139V140H203ZM7 140V139H6ZM25 140V139H24ZM31 140V139H30ZM40 140H41V138H40ZM53 140V139H52ZM57 140V139H56ZM58 140H59V138H58ZM65 140V139H64ZM82 140V141H83ZM88 140V139H87ZM95 140V139H94ZM107 140V141H106ZM10 141V140H9ZM27 141V140H26ZM35 141V140H34ZM46 141V140H45ZM50 141V140H49ZM62 141V140H61ZM65 141H67V140H65ZM68 141H69V139H68ZM90 141H92V139L90 140ZM89 141V143H91ZM109 141V142H108ZM135 141V142H134ZM138 141V142H137ZM198 141V142H197ZM40 142V141H39ZM52 142V141H51ZM54 142H56L55 141V139H54ZM70 142V141H69ZM69 142L67 143V142H64V143H67V144H69ZM88 141H86V143H87ZM94 142V141H93ZM137 142V143H136ZM209 142V143H208ZM211 142V143H210ZM1 143V142H0ZM4 143V142H3ZM41 143H42V141H41ZM57 143H58V141H57ZM57 143H55L56 145H57ZM71 143V142H70ZM77 143V142H76ZM78 143H79V140H78ZM77 143V144H78ZM84 143V142H83ZM97 143V142H96ZM95 143V144H96ZM135 143V144H134ZM139 143V144H138ZM43 144V143H42ZM44 144H46V143H44ZM62 144V143H61ZM76 144V145H77ZM81 144L82 143H80V145H78V146H81ZM88 144V143H87ZM95 144L93 143L92 145L93 146H95ZM132 144H134V146L135 147H137V146H139L140 147V149H144L145 151V153L144 152H142V150H141V152L143 153H141V154H139V153H137L136 151V148H135V150L133 149V147L134 146H132ZM203 144H205L204 142H203ZM49 145V144H48ZM52 145V144H51ZM50 145V146H51ZM55 145V146H56ZM72 145H73V143L71 144V147H72ZM84 145H86L85 143H84ZM84 145H82V146H84ZM137 145V146H136ZM207 145V146H208ZM208 146L209 147V149H210V147H212V146ZM42 146V145H41ZM46 146V145H45ZM53 146H54V144H53ZM54 146V147H55ZM59 146H60V144H59ZM58 146V147H59ZM90 146V145H89ZM93 146L91 147V148H93ZM103 146H106V145H103ZM124 146V147H123ZM127 146H131L130 148L131 149H133L131 152H133V151H135V152H133V155H132V153H130V149H128V147H127V151L128 152H126V151H123V148H125V150H126V147ZM206 146V148L208 149V147ZM34 147V146H33ZM38 147V146H37ZM52 147V146H51ZM96 147V146H95ZM107 147H106V149H107ZM121 149H120V148ZM123 147V148H122ZM3 148V147H2ZM40 148V147H39ZM57 148V147H56ZM61 148V147H60ZM65 148V147H64ZM64 148H62V149H64ZM75 148V147H74ZM82 148V147H81ZM218 148V149H217ZM32 149V148H31ZM42 149V148H41ZM43 149H45V148H43ZM46 149H49V148H46ZM45 149V150H46ZM51 149V148H50ZM57 149H59V148H57ZM62 149H60L62 152H64V153H66V150L65 151H63ZM71 148H69V150H70ZM77 149V148H76ZM95 149V148H94ZM139 149V148H138ZM146 149H148V151H146ZM55 150V149H54ZM53 150V151H54ZM72 150V149H71ZM79 150L80 149H78V152H79ZM93 150V149H92ZM111 150V151H110ZM120 150H122V151H120ZM212 149H210V151H211ZM41 151V150H40ZM39 151V152H40ZM43 151V150H42ZM41 151V152H42ZM48 152H50V150H47ZM46 151V152H47ZM52 151V152H53ZM58 151V150H57ZM74 151H75V149H74ZM73 150L71 151L72 153L74 152ZM104 152H105V150H103ZM118 151H119V153H120V155H119V153H118ZM219 151V152H218ZM38 152V151H37ZM47 152V153H48ZM67 152H70V151H67ZM76 152V151H75ZM74 152V153H75ZM78 152H76V153H78ZM93 152H95L94 150H93ZM97 152V151H96ZM115 152V153H114ZM123 152H125V154L123 153ZM138 152H140V151H138ZM211 152H213V151H211ZM56 153V152H55ZM59 154H61V152L59 151L58 152ZM91 153H92V151H91ZM110 153H111V155L112 156H110ZM128 153V154H127ZM131 155H130V154ZM136 155H135V154ZM38 154V153H37ZM50 154V153H49ZM48 154V155H49ZM58 154V155H59ZM71 154V153H70ZM116 154V155H115ZM118 154V155H117ZM124 154V155H123ZM146 154V155H145ZM2 155V154H1ZM47 155V156H48ZM51 155V154H50ZM64 156H65V154H63ZM74 155V154H73ZM77 155V154H76ZM75 155V156H76ZM101 155V154H100ZM121 155H123V156H121ZM127 155H129V158H127L128 156ZM144 156V157H141V156ZM198 155V154H197ZM203 155V154H202ZM201 155V156H202ZM217 155V156H218ZM222 155V156H221ZM42 156V155H41ZM46 156V155H45ZM57 156V155H56ZM61 156V155H60ZM59 156V157H60ZM67 156L68 157H70L68 154H67ZM73 157L72 158V161L71 160H69V159H67V157H66V160H69V161H67V163L69 162L70 163V161H71V163L70 164H72V162H73V160H74V162L73 163H75V159L78 157V156H76V157ZM103 155H101V157H102ZM113 156H115L114 158H112ZM121 156V157H120ZM127 156V157H126ZM140 156V157H139ZM157 156V158L155 159V157ZM200 156V155H199ZM210 156V155H209ZM212 156V155H211ZM218 156V157H219ZM227 158H226V157ZM52 157V156H51ZM58 157V156H57ZM59 157H58V160H59ZM90 157H91V155H90ZM97 157H99V155H97ZM122 157H124L123 158V160L122 161H120V162H118V164H117V161L118 160H121L122 159ZM213 157V156H212ZM214 157H216V156H214ZM48 159H50L49 157H47ZM63 158L64 157H62V159L61 160H63ZM75 158V159H74ZM84 158H85V156H84ZM121 158V159H120ZM135 160H134V159ZM149 158V159H148ZM151 158V159H150ZM217 158V157H216ZM40 159V158H39ZM47 159V160H48ZM71 159V158H70ZM128 159V160H127ZM133 159V160H132ZM159 159H160V161H159ZM215 159V158H214ZM230 159H231V161H230ZM58 160H56L55 159V161H58ZM78 160H80L79 158H78ZM96 160V161H95ZM125 160H127L126 162H125ZM146 160V161H145ZM151 160V161H150ZM203 160V161H202ZM220 160V161H221ZM233 160V161H232ZM37 161V160H36ZM45 162H46V160H44ZM50 161V160H49ZM52 161V160H51ZM65 161V160H64ZM64 161H62V163L64 162ZM85 161V160H84ZM99 161H101V160H99ZM136 161V162H135ZM143 161V162H142ZM149 162V164H148V162ZM200 161H201V165L199 164L200 163ZM216 161H217V159H216ZM215 161V162H216ZM230 161V162H229ZM40 162H42L43 163V160L42 161H40ZM44 162V163H45ZM66 162V161H65ZM114 162V161H113ZM135 162V163H134ZM141 162V163H140ZM146 162V163H145ZM232 162H234V163H232ZM0 163H2V162H0ZM35 163V162H34ZM51 163V162H50ZM67 163H65L66 164V166L68 165ZM83 163V162H82ZM95 163V164H94ZM159 163V164H158ZM198 163V164H197ZM220 163V162H219ZM236 163V164H235ZM36 164H37V162H36ZM41 164V163H40ZM48 164V161H47V163H45V164H42V168L43 169H47V167L46 166H44V165H47ZM52 164V165H51ZM51 164H49V165H51V169H53V164H54V162L53 163H51ZM59 164V166L61 165V162H59L58 163ZM57 164V165H58ZM76 164V163H75ZM110 164H111V162H110ZM124 164H126L125 166H124ZM136 164V165H135ZM214 164V163H213ZM222 164V163H221ZM228 164H227V166H228ZM235 165V167H234V165ZM33 165V164H32ZM49 165H47V166H49ZM55 165H56V163H55ZM56 165V166H57ZM84 165V166H85ZM144 165H149V166H145L144 167ZM215 165V164H214ZM35 166H41V165H35ZM57 167V169L59 168V169H61L60 167ZM63 166V168H64V165H62ZM69 166V165H68ZM73 166L74 165H72V169H71V166H69L70 168L69 169H71V171L70 170H68V174L69 175H65L66 177L64 178V177H62V180H61V182L63 181V179L65 180V182L68 180V181H70V178L72 179V178H74V168H73ZM128 166V165H127ZM136 166V167H135ZM141 166V167H140ZM241 166V167H240ZM46 167V168H45ZM107 167V168H106ZM119 167V166H118ZM129 167V166H128ZM128 167H126L127 169H128ZM140 167V168H139ZM205 167V168H204ZM207 167V168H206ZM211 167H212V165H211ZM9 168V167H8ZM54 168H56V167H54ZM93 168V169H92ZM99 168V169H98ZM105 168V169H104ZM121 168V167H120ZM119 168V169H120ZM121 168V169H122ZM210 168V167H209ZM6 169V168H5ZM42 169V171H44ZM48 169H49V167H48ZM57 169H55L56 170V174H57ZM58 169V170H59ZM85 169V170H86ZM92 171H91V170ZM117 169V168H116ZM120 169V170H121ZM122 169V170H123ZM137 169H139V170H137ZM207 170V172H206V170ZM212 170L214 169V168H211ZM236 169H235V171H236ZM238 169V170H239ZM35 170V169H34ZM40 170V169H39ZM62 170V169H61ZM66 170H67V167H66ZM65 170V168H64V171H66ZM108 170H109V175H108ZM119 170V171H120ZM142 170L144 171V172H142ZM211 170V171H212ZM221 170V169H220ZM231 170H232V168H231ZM5 171V170H4ZM3 171V172H4ZM91 171V172H90ZM103 171H105V172H103ZM127 171V170H126ZM137 171V172H136ZM214 171H216V168H215V170H213V172ZM234 171V170H233ZM36 172V171H35ZM34 172V173H35ZM53 172H54V170H53ZM70 172H72V173H70ZM117 172V171H116ZM123 172V171H122ZM125 172V171H124ZM123 172V173H124ZM138 172H140V174L143 176V174L142 173H144L145 174V176H143L144 178H139L138 176L140 175ZM146 172V173H145ZM217 172V171H216ZM219 172V173H220ZM237 172V174L240 172H238V171H236ZM37 173V172H36ZM39 173H41V172H39ZM45 173V172H44ZM49 173V175L51 174V172H48ZM47 173V174H48ZM64 173V172H63ZM63 173L61 174V175H63ZM79 173V174H78ZM110 173H113L112 175L110 174ZM118 173V172H117ZM126 173V172H125ZM127 173H129V172H127ZM127 173H126V175H127ZM139 175H138V174ZM160 173V174H159ZM218 173V174H219ZM233 173H235V172H233ZM43 174V173H42ZM46 174V173H45ZM72 174H73V176H72ZM98 174V175H97ZM101 174V175H100ZM106 174L108 175V176H106ZM119 174V173H118ZM121 174V173H120ZM218 174H216V175H218ZM237 174H235V176H237ZM4 175V174H3ZM9 175V174H8ZM35 175V174H34ZM38 175V174H37ZM44 175V174H43ZM58 175H60V171H59V174H57V175H55L56 176V180H58L57 179V176ZM60 175V176H61ZM93 175H91V177H93ZM140 175V177H142ZM150 175H152L151 177H150ZM153 175H154V177H153ZM163 175V176H162ZM213 175V174H212ZM215 175V174H214ZM2 176V175H1ZM45 176V175H44ZM51 176H52V174H51ZM50 176V177H51ZM60 176H58V177H60ZM102 176V177H101ZM112 176V177H111ZM122 176V175H121ZM2 177H4V176H2ZM8 177V176H7ZM45 178V177H43V178H45V182H46V180H48L49 181V179L53 182V180L52 179H54V177L52 178ZM119 177H120V175H119ZM147 177V176H146ZM67 178V179H66ZM106 178H108V180L106 181ZM109 178L111 179V182H110V180H109ZM124 179V180H123ZM142 179V180H141ZM144 179V180H143ZM36 180V179H35ZM55 180V181H56ZM72 180H74V179H72ZM91 180H94V178H92ZM117 180V181H116ZM123 180V181H122ZM1 181V180H0ZM4 179H3V184H4ZM60 180H58L57 181V183L59 182ZM95 181V180H94ZM112 181H113V184H114V186L112 185ZM115 181V182H114ZM135 181V180H134ZM149 181H151V182H149ZM158 181H159V179H158ZM158 181H155L156 183L158 182ZM41 182V181H40ZM64 182V183H65ZM83 182H87V183H83ZM107 184H106V183ZM110 182V183H109ZM116 182H119L118 183V185H117V183ZM123 182V183H122ZM129 182V183H130ZM136 182V181H135ZM160 182V181H159ZM38 183V182H37ZM56 183V182H55ZM54 183V184H55ZM67 184H65V185H68V182H66ZM72 184L74 183L73 181L71 182ZM76 183H74V185L76 184ZM115 183H116V185H115ZM122 183V184H121ZM147 183V184H148ZM155 183V184H156ZM0 184H2V183H0ZM46 184V183H45ZM50 183H48V185H49ZM138 184H137V186H138ZM142 184H140L138 187H141V185ZM154 184V185H155ZM224 184V185H223ZM6 185V184H5ZM43 185V184H42ZM41 185V186H42ZM60 185V184H59ZM71 185V184H70ZM76 185H78V184H76ZM110 185V186H109ZM163 185V184H162ZM161 185V186H162ZM240 185V184H239ZM2 186V185H1ZM45 186H47V185H45ZM69 186V185H68ZM102 186V187H101ZM106 186H109V187H106ZM112 186V187H111ZM122 186H124V189L127 191V187L129 186L130 188L132 187V190H133V187H134V190L133 191H135V192H133V191H130V194H128L127 192H129V191H125L124 190V193H122L121 192V190H123V187H122V189H121V187ZM125 186H126V188H125ZM220 186H224L223 188H221ZM228 186V185H227ZM230 186H231V184H230ZM238 186V185H237ZM5 187V186H4ZM3 187V188H4ZM51 187H54V185H53V183L51 184ZM58 186H57V184H56V188H57ZM63 188L65 187V186H62ZM67 187V186H66ZM69 187H71V186H69ZM116 187V189H114ZM117 187H119V188H117ZM142 187H144V186H142ZM148 187V186H147ZM233 187V186H232ZM49 188V187H48ZM72 188V187H71ZM75 187H74V189H76ZM130 188L128 189V190H130ZM225 188V189H224ZM230 188V187H229ZM44 189V188H43ZM47 189V188H46ZM49 189H51L52 191L55 189H53V188H49ZM48 189V190H49ZM58 189V188H57ZM60 189H62L61 187L59 188V190ZM66 189V188H65ZM118 189V190H117ZM233 189V188H232ZM235 189V188H234ZM9 190V189H8ZM58 190V191H59ZM71 190V189H70ZM145 190H146V188H145ZM222 190H224V191H222ZM231 190V189H230ZM41 191H43V190H41ZM45 191V190H44ZM50 191V190H49ZM61 191V190H60ZM62 191H64V190H62ZM120 191V192H119ZM140 191V190H139ZM144 191V190H143ZM236 190H234V192H235ZM38 192V191H37ZM54 192V191H53ZM50 193V192H48L49 194H50V197L52 196V198L54 197L52 194H54V193ZM66 192V191H65ZM71 192L73 193V191L71 190ZM70 192V193H71ZM84 192V193H83ZM86 192V193H85ZM226 192V193H225ZM7 193H9V192H7ZM46 193V195H48V193H47V191L45 192ZM63 193V192H62ZM128 195H127V194ZM132 193V194H131ZM135 194V196H134V194ZM209 193H211V194H209ZM228 193H229V191H228ZM34 194V193H33ZM41 194V193H40ZM64 194V193H63ZM139 194V195H138ZM208 194L210 195V197L208 196ZM11 195V194H10ZM30 195V194H29ZM32 195V194H31ZM55 196H58L59 194H57V191H56V193L54 194ZM130 195H131V197H130ZM12 196H14V195H12ZM24 196V195H23ZM22 196V197H23ZM33 196V195H32ZM39 196V195H38ZM44 196V195H43ZM64 196V195H63ZM77 196V197H76ZM8 197H9V195H8ZM11 197V196H10ZM31 197V196H30ZM44 197H47V196H44ZM49 197V196H48ZM47 197V198H48ZM59 198L61 197V196H58ZM65 197V196H64ZM71 197V196H70ZM37 198V197H36ZM75 198H76V200H75ZM218 198H220V197H218ZM223 198V197H222ZM232 198V197H231ZM39 199H40V197H39ZM51 199V198H50ZM49 198H48V200H47V202L50 200ZM54 199V198H53ZM55 199H57V197L55 198ZM54 199V200H55ZM74 199V200H73ZM38 200V199H37ZM45 200V199H44ZM52 200V199H51ZM73 200V201H72ZM211 200V199H210ZM224 200H225V198H224ZM224 200H223V202H224ZM235 200H236V198H235ZM39 201V200H38ZM63 201H64V203H63ZM68 201V202H67ZM51 204L54 202H51V201H49ZM49 202H48V204H49ZM67 202V204H65ZM73 202V203H72ZM223 202H222V204H223ZM234 201H233V198H232V200L230 199V204L231 203H233ZM18 203V202H17ZM57 203H58V200H57ZM60 203V202H59ZM221 203V202H220ZM34 204H36V202L34 203ZM34 204H33V206H34ZM206 204V205H205ZM213 204V203H212ZM215 204V203H214ZM213 204V205H214ZM222 204H221V206H222ZM233 204H235V203H233ZM38 205V204H37ZM53 205V204H52ZM63 205V206H64ZM232 205V204H231ZM240 205V204H239ZM13 206V205H12ZM31 206V205H30ZM58 206H60V205H58ZM57 206V207H58ZM62 206V207H63ZM228 206V205H227ZM39 207V206H38ZM54 207H56V205H54ZM56 207V208H57ZM62 207L60 206V208H61V210H62ZM76 207V209H74L73 210V208H75ZM205 207H206V211H208V212H206L205 211ZM230 207V206H229ZM15 208V206L13 207V209ZM47 208V207H46ZM45 208V209H46ZM65 207H63V210H65V209H67V208H65ZM216 211H218V213L220 214V212L219 211H222V210H219L218 208H219V206H218V208H216V206L215 207H213ZM222 208V207H221ZM35 209H37V207H35L34 208V210ZM39 209V208H38ZM42 209V208H41ZM48 209V208H47ZM46 209V210H47ZM59 209V208H58ZM70 210H71V208H69ZM213 209V210H214ZM6 210V209H5ZM11 210H12V208H11ZM40 210V209H39ZM60 209H59V211H61ZM204 210V211H203ZM211 210H212V206H211ZM213 210H212V212H213ZM214 210V212L215 213H217L216 211ZM231 210H235V205H234V207H233V209H229V211L231 212V214H232V211ZM32 211H33V209H32ZM37 211V210H36ZM41 211V210H40ZM40 211H38V212H40ZM237 210H235L233 213H235ZM238 211H240V210H238ZM8 211H6V214L7 215H9L8 213H7ZM38 212H36V213H38ZM48 212H50L51 213V210L49 211L48 210ZM48 212H47V215H49L48 214ZM35 213V214H36ZM63 213V211H61V213L60 214H62ZM67 213V212H66ZM65 213V214H66ZM67 213V214H68ZM52 214V213H51ZM54 214V213H53ZM53 214H52V217H55V215L53 216ZM214 214V213H213ZM6 215V216H7ZM233 215V214H232ZM37 216H39V214H37ZM36 216V218H38ZM41 216V215H40ZM39 216V218H41ZM215 216V215H214ZM220 216H221V214H220ZM226 216V215H225ZM237 216V215H236ZM8 217V216H7ZM35 217V216H34ZM52 217H50L49 219L50 220H52ZM64 217V216H63ZM213 217V216H212ZM223 217V216H222ZM180 220L179 222H175V221H178V219ZM234 218H235V215H234ZM57 219V218H56ZM177 219V220H176ZM8 220V219H7ZM41 220V219H40ZM58 220V219H57ZM68 219H66L65 221H67ZM216 220V219H215ZM220 220V219H219ZM237 220V219H236ZM34 221V220H33ZM48 221V220H47ZM182 221V222H181ZM213 223H212V222ZM238 221V220H237ZM37 222V221H36ZM36 222H35V224L34 225H36ZM53 222H57L55 219L53 220ZM185 223V225H181L182 223ZM208 222L209 223H211L210 225H208ZM39 223H41V222H39ZM47 222H45V224H46ZM51 224L52 222H48V224ZM58 223V225H59V222H57ZM56 223V224H57ZM70 223V222H69ZM186 223H189L190 225H186ZM193 223H196L197 225H198V223L200 224V225H195V224H193ZM5 224V223H4ZM38 224V223H37ZM43 224H44V222H43ZM44 224V225H45ZM56 224H54V225H56ZM64 224H66V223H64ZM177 224H179V225H177ZM193 224V225H192ZM213 224V225H212ZM43 225V227H45ZM68 224H66L65 226H67ZM192 225V226H191ZM204 225H205V227H208L209 229V231L207 230V229H205L204 228ZM208 225V226H207ZM39 226V225H38ZM41 227H42V225H40ZM39 226V227H40ZM49 226H51V225H49ZM52 226H53V224H52ZM70 226H71V223H70ZM187 226V227H186ZM190 226V227H189ZM200 226V227H199ZM35 227V226H34ZM40 227V228H41ZM42 227V228H43ZM193 227V228H192ZM194 227H195V229H194ZM40 228H36V231H37V229L39 230ZM48 228V230H49V227H47ZM47 228L45 229L46 231H47ZM52 228V227H51ZM53 230H55L56 229V226L54 227L53 226ZM58 228V227H57ZM192 229V230H191ZM45 230H43V231H45ZM196 230L199 232H197L196 233ZM46 231H45V233H46ZM56 231H57V229H56ZM51 232V230L47 233V234H50V237H52V235H54L55 233L53 232V234L52 233H50ZM42 233V232H41ZM44 233H42V235H43ZM52 234V235H51ZM35 235V234H34ZM36 236V235H35ZM35 236H34V238H35ZM45 236H46V234H45ZM49 237V236H48ZM53 237H57V236H53ZM53 237H52V242L54 241V239H53ZM58 238V237H57ZM36 239V238H35ZM38 239V238H37ZM41 239V238H40ZM58 239V240H59ZM42 240V239H41ZM50 240H51V238H50ZM56 240V239H55ZM57 240V241H58ZM59 240V241H60ZM34 241V240H33ZM43 241H44V239H43ZM57 241H54V242H56V244H59L60 245V243H58ZM36 242V241H35ZM45 242V241H44ZM37 243V242H36ZM42 243V242H41ZM49 243V242H48ZM8 244V243H7ZM46 244H47V242H46ZM45 244V245H46ZM55 244V243H54ZM34 245V244H33ZM7 246V245H6ZM38 246V245H37ZM51 246V245H50ZM5 247V246H4ZM34 247V246H33ZM39 248H41V247H39ZM47 249V248H46ZM7 250V248L5 247V249H4V252ZM40 250V249H39ZM47 250H49V249H47ZM53 250V249H52ZM36 251V250H35ZM34 251V252H35ZM40 251H42V250H40ZM39 251V252H40ZM51 251V250H50ZM37 253H38V251H36ZM35 252V253H36ZM47 252V251H46ZM212 252H214V253H212ZM7 253V252H6ZM43 253V252H42ZM48 253H50V252H48ZM47 253V254H48ZM240 253V254H239ZM3 254H5V253H3ZM208 254V255H207ZM209 254L213 257H210L209 256ZM37 255H39V254H37ZM42 255V254H41ZM44 255V254H43ZM55 255V254H54ZM66 255H68V257L69 258H67L66 257ZM209 256V257H208ZM230 257L229 259H231V260H228L227 258L228 257ZM237 256V257H238ZM6 256H4V258H5ZM44 257V256H43ZM50 257V256H49ZM55 257V258H56ZM45 259H46V257H44ZM208 258H212V259H208ZM67 259H69V261L67 260ZM216 259V258H215ZM218 259V258H217ZM236 259H238L239 261H241L240 259H239V257L238 258H236ZM41 260H43V258L41 259ZM63 260H62V264H63ZM66 260L68 261V263L66 262ZM210 260V261H209ZM71 261V262H70ZM215 261V260H214ZM223 261V262H222ZM38 262V261H37ZM206 262V263H205ZM222 262V263H221ZM42 263H44V262H42ZM46 263H47V261H46ZM213 264H214V262H212ZM244 263V264H245ZM45 264V263H44ZM51 264V263H50Z\"/></svg>","mask_w":264,"mask_h":264},{"label":"rangeland","instance_id":"rangeland-1","mask_svg":"<svg viewBox=\"0 0 264 264\" xmlns=\"http://www.w3.org/2000/svg\"><path fill=\"white\" fill-rule=\"evenodd\" d=\"M0 1H2V2H0V6H3L4 8L2 9L1 7H0V11H4V12H2V13H0V20H2L1 22H0V51L2 52H0V55L3 57V59H1V56H0V64H2L0 67V72H3V70L4 69H7V71H5L4 70V74H5V76L6 75H10V77H9V79H8V76H7V78L6 79H4L2 76H4L3 75V73L0 75L1 77H2V80H1V78H0V162H2V163H0V183H2V184H0V264H62V260L64 259L63 258V256L61 257L62 259L60 260V263H58L57 261H59L58 259H59V256L58 257H56L57 255H61L60 253H61V251H63V249L61 250V247L60 246H62V244L60 243L61 242V240L59 239V236H61L60 238L62 239V235H60L61 233V231L63 230V232L62 233H66V231H68L69 232V230L71 229V227L73 226V223H74V221L72 222V220L70 221L69 220V218H71L72 217V213H74L73 211H72V207L74 206H72V207H69V205L71 204V203H69L68 201V205H62V200L64 199V198H66L67 199V197H68V195L70 194V196H69V199H72V194H78L79 192H81V194H82V191H83V189L81 188V189H78V188H76L77 186H82L83 184L81 183V185H79V181H78V183H76L77 181V178H78V175L76 176V174H77V172H79L80 173V169L82 170H84V173L86 174L87 172H89V170H87L86 169V165H87V168H88V164H86V161H87V163H89V168L91 167L90 166V164H92L93 162L92 161H94V160H92L93 158V156L92 155H94L95 153H97V154H95L94 155V159H95V156H96V160L98 159V161H97V163L99 162H102L104 159H105V157L104 156H106V153L109 155V151H108V148H109V146H110V148L112 147L111 145V141H113V139H114V136H116L117 134H119V135H117V136H120V133H122L123 132V134H125V132H126V134H128V133H132V135L133 134H136L137 136H136V139L138 140V138L139 139H141L142 137H143V134L146 136H144V139L145 138H148V137H150L151 135H147V134H152V133H147V132H152L154 129L156 130H158V131H160V129H165V132H169V133H171L172 135H174L175 133H177V132H182L183 130H186V126L188 125V123L190 122V123H192L193 125V127H195L196 128V126H194V123H197V125H198V122H199V117H200V115H198V120L196 119L197 118V115L195 114V112L193 111V109H191L192 111H191V113L189 112V110H184V109H182L183 107H181L180 106V111H182V113L183 114H186V115H184L186 118H184L183 117V115H182V118H181V120L183 119L185 122H186V124H185V122L184 121H181L180 120V118H178L177 119V116H175L176 115V113L174 114V120H173V118H172V116L170 117V116H168L169 114H170V112H168V110H166L167 111V113H169L167 116H168V118L171 120V121H173L172 123L174 124V125H172V123H170V122H168L167 120H168V118H167V116H166V114H163V115H165L166 117L164 118V116L162 117L161 115V117L158 115V113H159V111H161V109H162V111H163V109L165 110V108L163 107L164 106V104H163V99H164V103H166L165 101V99H167V101H169V102H167L168 104H165V107L166 106H168L169 108L168 109H170V111H171V109L172 108H170V106H172L171 104H173V103H178V102H176V101H178V99H180L179 101H181V103L183 102V101H185V100H181V99H183L181 96H179L180 94H178L179 93V90H178V88H177V86H179V85H177L176 86V91L178 90V93L176 94V92H173V91H175L174 90V88L172 87V86H174V84H175V82H174V84H173V82H172V80L174 79L173 78V75H174V72H172V71H175V69H177V64H175L176 62L174 61L173 62V60H172V62L177 66L175 69H171L170 67H169V65H171V64H173V63H171V60H169V59H172V58H170V56H172L171 54H169L168 55V53L170 52V51H166V53L167 54H165V50H167V46L166 45H164L165 43H163L162 41H164L163 40V38H160V37H158L159 36V34L158 33H160L161 32V23L160 22H157V21H155V22H152V23H149V22H147V21H145V22H140L141 23V25L140 24H138L137 23V21L138 20H134V19H132L133 20V22L132 21H130V19L131 18H129V20H127V17H126V19L125 18H123L122 16L120 17V16H114V17H107V13L105 12V10H104V8L102 7V6H97V5H94V7H93V10H94V12H97V16H99V14H100V19L101 18H104L103 20H101V23L102 24H105L104 26H105V28H107L106 30H107V32L109 31L110 33H106L105 31L106 30H104V32H99V30L101 29V28H96V27H98V24L96 23V19H98V17L96 16V19L95 18H93V20H91V21H94V23H96L97 24V26L95 27L96 29H97V31H94V29H93V31H92V33H91V31H90V33H87L86 31H87V29H86V26L85 25H88V30L89 29H92L93 27H94V25H96V24H94L93 26H92V28H89V25H91V24H93V23H91L90 24V22H89V24H88V21H86V23H84V24H82L83 22H85V20L83 21H81L80 19H79V21H77L76 19H74V20H66V19H64L65 17L63 16V20L64 21H61V17H58V16H62V12H63V10H62V8H64L63 6H61V4L62 5H64L65 3H68V1L69 0H67V2H66V0H62V2H61V0H33V2H32V0H5V1H3V0H0ZM9 1V2H8ZM14 1V2H13ZM23 1V2H22ZM47 1V2H46ZM55 1H58V4H57V2H55ZM72 2H74V0H71ZM76 1V0H75ZM4 2V3H3ZM5 2H6V4H5ZM13 2V3H12ZM19 2V3H18ZM27 2V3H26ZM48 2H49V4L51 5H49L48 4ZM65 2V3H64ZM10 3H12V4H10ZM32 3H34V4H32ZM55 3V4H54ZM5 6H4V5ZM8 4H10V6L8 5ZM15 4V5H14ZM16 4H18V6L16 5ZM31 4V5H30ZM36 4H37V6H36ZM24 5V6H23ZM46 5V6H45ZM69 5V4H68ZM13 6V7H12ZM50 6V7H49ZM65 6V5H64ZM11 7V8H10ZM15 7V8H14ZM17 7V8H16ZM37 7V8H36ZM45 7V8H44ZM50 9H49V8ZM9 8H10V10H12L11 12H10V10H9ZM19 8V9H18ZM25 8H27V9H25ZM32 8V9H31ZM36 8V9H35ZM40 8H41V10H40ZM48 10H50V11H48L47 12V9ZM18 9V10H17ZM24 9V10H23ZM30 9V10H29ZM43 9H45V12L43 11ZM59 9H60V11H59ZM65 9V8H64ZM7 12H6V11ZM20 10V11H19ZM28 10V11H27ZM37 10V11H36ZM32 11H34V13L32 12ZM41 11V12H40ZM55 13V15H53V12ZM104 11V12H103ZM10 12V13H9ZM19 12V13H18ZM21 12V13H20ZM26 12H27V14H26ZM52 12V14H51V16L53 17H51L50 16V13ZM56 12H57V14H56ZM6 13V15H5V18L4 19H2L3 17H4V15H1V14H5ZM33 13V14H32ZM38 13V14H37ZM49 13V14H48ZM59 13H61V14H59ZM103 13V14H102ZM21 14V15H20ZM59 14V15H58ZM9 15V16H8ZM26 15H29V16H26ZM37 15V16H36ZM41 15H45L44 17H42ZM48 17H47V16ZM57 15V16H56ZM63 15H65V14H63ZM26 18H25V17ZM33 16V17H32ZM54 16H56L57 18H55ZM6 17H8V18H6ZM32 17V18H31ZM41 17V18H40ZM105 17H107V18H105ZM23 18V19H22ZM44 18V19H43ZM47 18V19H46ZM59 18V20H57ZM61 18V19H60ZM116 18V19H115ZM123 18V19H122ZM28 19V20H27ZM34 19V20H33ZM38 19H40V20H38ZM46 19V20H45ZM57 21H56V20ZM96 21H95V20ZM115 19V20H114ZM125 19V22L123 21ZM23 20V21H22ZM43 20V21H42ZM49 20H51L50 22H48ZM53 20V21H52ZM89 20V21H90ZM105 20H107V21H105ZM4 21V22H3ZM44 21H46L47 22V24H43V22ZM55 21V22H54ZM103 21H105L106 23H103ZM109 21H111L112 22V24H114V27L117 25V28L119 27L120 29L118 30L116 27L114 28L112 25H110L111 24V22H109ZM116 21V22H115ZM119 23H118V22ZM121 21H123V23L121 22ZM127 21V22H126ZM128 21L132 24L133 23V25H134V22H136L137 24H136V27H142V26H145L144 28L142 27V28H140V30H141V32H138L136 29V27L134 26V28H133V25H131L130 23H128ZM24 22V23H23ZM26 22V23H25ZM31 22V23H30ZM42 23V26H41V23ZM45 22V23H46ZM52 22L54 23V24H56V23H58V25L60 26H58L59 28H57V24L56 25H54V24H52ZM61 22H62V24H61ZM67 24H66V23ZM70 22V23H69ZM77 22H79V25H78V23ZM81 22V23H80ZM115 22V23H114ZM147 22V23H146ZM151 22V21H150ZM37 23H38V26H37ZM49 23H51L52 25H49ZM101 23H100V21H99V25H101ZM124 23H125V25H124ZM145 23L146 24H148V25H145ZM69 24V25H68ZM82 25V27H84V29H86V31H80V32H83L81 35H80V33H77L78 32V30H80V26ZM23 27H22V26ZM37 27H36V26ZM40 25V26H39ZM48 25V26H47ZM61 25H63V28L64 29H62L61 27ZM64 25H66L65 27H66V31H65V27H64ZM67 25H68V27H67ZM71 25H76V26H74V27H71L72 29L73 28H75V27H80L76 32L75 31H70V35H72V33H74L75 34V36H74V34H73V36H70L71 37V39H70V37H69V39H70V42L68 41V43H70V46H68L69 44L66 42V37L68 38V36H66L65 35V33L67 34V33H69L68 32V29L70 28V26ZM121 25H123V26H121ZM53 26H54V28H56L55 30L54 29H52V31H50L51 30V28H53ZM56 26V27H55ZM102 26V25H101ZM104 26H102V27H104ZM107 26V27H106ZM122 27V29L124 28L126 31H124V30H122L121 29V27ZM127 26V27H126ZM100 27V26H99ZM113 27V28H112ZM14 30H13V29ZM26 28V29H25ZM42 28V29H41ZM70 28V29H71ZM105 28H102V29H105ZM139 28H138V30H139ZM149 29V31L152 33V35H151V33L149 32V31H147L148 29ZM151 28H153L152 30H151ZM4 29V30H3ZM36 29V30H35ZM40 29V30H39ZM50 29V30H49ZM60 29H62L63 31L62 32H59L60 31ZM99 29V30H98ZM108 29H110V30H108ZM128 29H129V32H128V34H133L132 36L131 35H128L127 33L125 34V32H127L128 31ZM131 29H132V32H131ZM145 31H144V30ZM147 29V30H146ZM41 30H43V31H41ZM74 30V29H73ZM81 30H82V28H81ZM114 30V31H113ZM116 30H118V31H116ZM139 30V31H140ZM155 30V31H154ZM41 31V32H40ZM48 31V32H47ZM56 31H57V33L59 34V36L58 35H56L57 33H56ZM111 31H113V32H111ZM119 31H122L121 32V34H120V32ZM147 31V32H146ZM40 32V33H39ZM49 32H51V33H49ZM55 32V33H54ZM93 32H97L98 34L100 33V38L102 39H98V37H99V35H96V33H93ZM116 32H117V35H116ZM119 32V33H118ZM124 32V33H123ZM135 32H137V34L135 33ZM145 32V33H144ZM36 33V34H35ZM40 35H38V34ZM44 33H48V36H49V39H47V38H43V36L45 35L46 37H48L46 34H44ZM64 33V34H63ZM84 33H86V34H84ZM106 33V35H104ZM115 33V34H114ZM139 33V34H138ZM143 33V35L144 36H146V37H144L143 38V40H142V37H143V35H141ZM147 33V34H146ZM3 34V35H2ZM51 34H54V37L51 35ZM64 35L63 37H65V38H61V35ZM76 34H77V36H76ZM93 34V35H92ZM109 34H110V38H109ZM124 34V35H123ZM50 35L52 36V37H50ZM78 35H80L82 38H80L81 39V41H80V39H77V37H80V36H78ZM82 35H84V36H86V35H88V36H91V37H93L92 39H88L87 41H88V43L86 42V41H84V43L82 42V40H84V39H87V38H89L88 36H87V38L86 37H84V36H82ZM114 35V37H113V39H112V36ZM121 35H123V36H121ZM135 35V36H134ZM36 36H38V37H40V38H37ZM58 38H61L62 39V41H61V39H60V41H59V39H57V37ZM104 36H106V37H104ZM128 36V37H127ZM138 36H140L141 37V39H140V37L138 38ZM147 36L149 37H151L152 39L153 38H155V39H151V38H147ZM35 37V38H34ZM56 37V38H55ZM75 37H76V39L78 40H75V41H77V43L73 40V39H75ZM83 37H84V39H83ZM94 37H96L97 39H98V41H97V39L96 38H94ZM130 37H131V40H130ZM53 38V39H52ZM54 38H55V41H54ZM73 38V39H72ZM115 38V39H114ZM119 38V39H118ZM135 39V40H133V39ZM145 38H147V39H145ZM158 38V39H157ZM37 39V40H36ZM41 39H43V40H41ZM46 39L47 40H49L48 42H51V44H52V42H54L53 44L54 45H49V43L47 44V41H46ZM64 39H66V40H64ZM94 39H96V40H94ZM105 39H111V41H113L114 40V42L113 43H111V41L110 40H108L109 41V44H108V41H106ZM121 39H123V40H121ZM159 39H161V42L162 43H159ZM39 40V41H38ZM41 40V41H40ZM53 40V41H52ZM57 40V41H56ZM64 40V41H63ZM72 40V41H71ZM90 40V41H89ZM92 40V41H91ZM99 40H100V42H99ZM121 40V41H120ZM138 40V42H136ZM140 40H142L143 41V43H142V41H140ZM148 40H149V43H148ZM14 41H16V42H14ZM46 41V42H45ZM58 41L62 44V45H64V44H68L67 45V47H71V49L72 48H77L78 47V42H80V44H81V42L83 43V46H81L82 47V50L80 51V48H79V51L81 52H78L79 53V55H78V53H77V55H78V58L80 57V58H82V60L80 59L79 61L77 60L78 58H77V56H76V54H74L73 55V52H77V50L75 49V51L73 50V51H69L68 50V48H67V52L69 51L72 55H70V53H66V45H64V47L65 48H63L62 47V45L60 44V43H58ZM74 41V42H73ZM94 41V42H93ZM96 41V42H95ZM103 41H105V42H103ZM116 41V42H115ZM151 41H152V43H151ZM154 41V42H153ZM156 41H158V42H156ZM38 42V43H37ZM41 42H42V44H43V46H42V44H41ZM57 42V43H56ZM65 42V43H64ZM71 42H72V46H71ZM86 42V43H85ZM91 42V43H90ZM118 42V43H117ZM120 42V43H119ZM157 43V45L155 46L154 45V43ZM37 43V44H36ZM46 43V44H45ZM56 43V44H55ZM76 43V46L77 47H75V45L74 44ZM101 43V45H99ZM123 43V44H122ZM137 43V45H135ZM152 45H151V44ZM57 44H60V45H57ZM85 44V45H84ZM89 46V48H88V46ZM91 44L92 45H94V48L91 46ZM109 45L108 47H107V45ZM113 44H115V45H113ZM117 44H119L118 46H117ZM127 44V45H126ZM150 44V45H149ZM163 44V45H162ZM14 45V46H13ZM39 45V46H38ZM55 45H56V48H55ZM113 45V46H112ZM124 45H125V47H124ZM133 45V46H132ZM141 46V47H139V46ZM146 45L148 46H152V50L151 49H149V47H146ZM161 47L162 46V48H163V46H164V48H166L164 51L162 50V48H161V50H159V46ZM50 46V47H49ZM103 46H104V49H102L103 48ZM117 46V48H115V47ZM119 46H121V47H119ZM134 46L136 47V49L134 48ZM143 46L146 48V50L148 49V52L150 51H152V53H148L144 48H143ZM166 46V47H165ZM9 47V48H8ZM47 47H49V49H51L50 51L51 52H49V54H48V48ZM58 47H60V49L58 48ZM63 49H62V48ZM80 47V46H79ZM92 47V48H91ZM119 47V48H118ZM157 47V48H156ZM15 48H16V50H15ZM46 48H47V51H45L46 50ZM55 48V51L53 50ZM60 50H58V49ZM115 48V52H117V51H119V49L121 50V51H119L118 53L120 54H118L117 53V56H115V52L114 51H112V49H114ZM125 48V49H124ZM143 48V49H142ZM93 49V51L95 52L96 50L95 49H97L98 51L96 52V54L97 53H99L101 56H103V59L104 60H106V61H104L103 59H102V57L101 56H99L98 54H97V57H95V53L92 55V53H89L91 50ZM100 49V50H99ZM104 51H102V50ZM111 51H110V50ZM128 49V50H127ZM129 49L131 50V51H129ZM139 50V54H138V50ZM170 49V48H169ZM168 49V50H169ZM9 50V51H8ZM15 50V51H14ZM52 50H53V53H52ZM62 50H64V51H62ZM89 50V51H88ZM106 50V51H105ZM125 50H127L126 52H125ZM146 52H145V51ZM158 50V51H157ZM56 51H59V54H60V52L62 51V52H64L63 54H60L59 55V57H57L58 56V53L56 52ZM124 51V52H123ZM129 51V52H128ZM136 51V52H135ZM172 51V50H171ZM8 52V53H7ZM61 52V53H62ZM75 52V53H76ZM86 52H87V56L89 57V55L91 56V59H92V61H91V59H89L87 56H86V58L89 60H86L84 57L85 56H83L84 54L83 53H85V55H86ZM112 52H114V53H112ZM123 54H122V53ZM130 52H131V54H130ZM133 52H135L136 53V56H135V54L133 55ZM144 52H145V54H146V56H145V54H144ZM155 52H156V54H155ZM159 52V53H158ZM161 52H162V54H163V57H162V55H161ZM5 53H7V54H5ZM15 53V54H14ZM18 53V54H17ZM52 53V54H51ZM55 53V54H54ZM66 53V54H65ZM112 53V54H111ZM124 53H126L125 54V56H124ZM148 53V54H147ZM10 54V55H9ZM80 54H81V56H80ZM103 54V55H102ZM106 54H108V55H106ZM109 54H111L110 56H109ZM113 54H114V57H113ZM130 54V55H129ZM150 54V55H149ZM159 54L161 55V57L159 56ZM172 54H174V53H172ZM4 55V56H3ZM14 55V56H13ZM52 55V56H51ZM57 55V56H56ZM70 56V57H67V56ZM104 55H105V57H104ZM124 56L123 58L127 61V60H129L128 61V63L123 59V62H122V57L121 56ZM128 55V56H127ZM155 55H157V56H155ZM167 55H168V57H167ZM8 56V57H7ZM9 56L11 57V59H9ZM13 56V57H12ZM29 56H30V58H29ZM32 56V57H31ZM56 56V57H55ZM60 56H64L65 57V62H64V57L62 58V57H60ZM74 56V57H73ZM100 57V60L103 62V64H104V66H103V64H101V62L99 63V61L100 60H98L99 59V57ZM133 58H132V57ZM145 56V57H144ZM150 58H149V57ZM164 56H166V57H164ZM174 56V55H173ZM6 57H7V59H6ZM51 57H53L54 59H52ZM67 57V58H66ZM93 57V58H92ZM95 57V58H94ZM109 57V58H108ZM111 57V58H110ZM115 57L117 58V61H113V59L114 60H116L115 59ZM130 57V58H129ZM136 57V58H135ZM29 58V59H28ZM50 58H51V60L52 61H50ZM59 58H62V60L60 59L59 60ZM69 58V59H68ZM73 58H75V59H73ZM86 60V61H84V59ZM106 58H108V59H106ZM119 58V59H118ZM129 58V59H128ZM157 58V59H156ZM160 58H164V60L165 61H163V60H160ZM168 59V61L169 62H167V59ZM5 59V60H4ZM49 59V60H48ZM56 59H57V61L59 60V63H60V61H61V65L60 66H57V65H59V63L56 61ZM68 59V60H67ZM73 59V60H72ZM135 59V60H134ZM141 59V60H140ZM3 60H4V62H3ZM8 60V61H7ZM28 60V61H27ZM31 60V61H30ZM54 60H55V62H57L56 64L57 65H55V63H54V67L55 68H53V63L52 62H54ZM98 60V61H97ZM113 61L114 62V64L116 63V62H118V64L116 63V65H119L121 62V65H119L120 66V69H119V66H116V68H114L115 66L114 65H111V63L112 62H110V61ZM119 60H120V63H119ZM131 60V61H130ZM137 60H138V62L139 63H137ZM146 60H149L148 62H146ZM43 61V62H42ZM63 61V62H62ZM67 61L69 62V63H67ZM78 62V65H76L77 64V62ZM82 61V62H81ZM87 61H88V63H87ZM95 61V62H94ZM136 61V62H135ZM141 61V62H140ZM151 61H152V63H151ZM3 62V63H2ZM8 62H9V64H8ZM28 62V63H27ZM48 62V63H47ZM50 62H51V64L52 65H50ZM94 62V63H93ZM104 62H108V63H106V64H109V65H106L105 66V63ZM126 62V63H125ZM132 62L134 63L135 62V64L136 65H132ZM165 63L166 62V64H162V63ZM8 64V66L10 67V71H9V69L7 68V64ZM29 63L31 64V65H29ZM86 63H87V65H86ZM90 63V65L92 66H90V65H88ZM94 65H93V64ZM95 63H97V64H95ZM129 63H131V65H132V68H131V65H129ZM167 63L169 64V65H167ZM5 64V65H4ZM28 64V66L26 67V65ZM67 64H69L68 66H67ZM72 64H73V66H72ZM79 64L80 65H82V67H81V69H79L78 67H79ZM101 65V67L102 68H106L105 69V71L106 72H108L109 74L108 75H106L107 73H105V71H104V69H101V67H100V65ZM138 64L140 65L139 67H138ZM148 64H149V66H148ZM152 64V65H151ZM153 64H155L154 65V67H152L153 66ZM173 64V65H174ZM48 65H50V67H48ZM76 65V66H75ZM100 67H98V66ZM150 65H151V67H150ZM158 65V66H157ZM6 66V67H5ZM75 66V67H74ZM96 66V67H95ZM109 66V67H108ZM111 66V67H110ZM2 67H4L3 69H2ZM28 67H30V69H28ZM48 67V68H47ZM72 67V68H71ZM74 67V68H73ZM91 67V68H90ZM98 67V68H97ZM108 67V68H107ZM128 67H130V68H128ZM136 67V68H135ZM138 67V68H137ZM159 68V71H158V68ZM171 67H173V66H171ZM185 67V66H184ZM53 68V69H52ZM77 68V72L75 71V72H73V70H75ZM90 68V69H89ZM110 68H112V69H114V70H112L111 69V73H110V71H109V69ZM124 68V69H123ZM135 68V69H134ZM32 69V70H31ZM51 69L53 70L52 72H51ZM93 69H95V70H98V69H101V71L100 70H98L97 72L96 71H94ZM108 69V70H107ZM121 69H123L122 71H120ZM127 69H129V70H127ZM131 69V70H130ZM155 69V70H154ZM50 70V71H49ZM55 70V71H54ZM61 70V71H60ZM92 70V71H91ZM146 70V71H145ZM147 70H149L150 72L149 73H147L148 71ZM154 70V71H153ZM157 70V71H156ZM172 70V71H171ZM80 71V72H79ZM104 71V72H103ZM116 72V74L114 73V72ZM118 71H120V72H118ZM134 71H135V73H134ZM141 71V72H140ZM144 71V72H143ZM166 71V73H163V72H165ZM177 71V70H176ZM27 72H31L30 74L29 73H27ZM69 72V73H68ZM88 74V75H90V76H88L86 73ZM96 72V73H95ZM102 72V73H101ZM122 72V73H121ZM132 72V73H131ZM156 74H155V73ZM170 72V74L168 75V73ZM7 73V74H6ZM10 73V74H9ZM52 73V74H51ZM75 73V74H74ZM90 73V74H89ZM96 74V75H94V74ZM99 73V74H98ZM115 75H113V74ZM129 73H131V74H129ZM146 73V74H145ZM179 73V72H178ZM28 74V75H27ZM72 74H74V75H72ZM82 74V75H81ZM92 74H93V76H92ZM103 74V75H102ZM119 74V75H118ZM137 76H136V75ZM151 74H153L152 76H151ZM30 75V76H29ZM32 75V76H31ZM78 75V76H77ZM111 75V76H110ZM140 75V76H139ZM161 75V76H160ZM120 77V78H118V77ZM136 76V77H135ZM139 76V77H138ZM147 76V77H146ZM158 76V77H157ZM34 77V78H33ZM62 77H64L63 78V80H62ZM77 77V78H76ZM86 77V78H85ZM89 77H91V78H89ZM96 77H97V79H96ZM99 77V78H98ZM108 77V78H107ZM116 77H117V79H116ZM174 77H175V75H174ZM177 77V79H179V75H177L176 76ZM176 77H175V79L174 80H176L177 81V79H176ZM31 78V79H30ZM57 78V79H56ZM81 78V79H80ZM88 78V79H87ZM93 78V80H91ZM111 78V79H110ZM115 78V79H114ZM125 78V79H124ZM152 78V79H151ZM163 78V79H162ZM23 79V80H22ZM25 79V80H24ZM30 79V80H29ZM39 79H41V80H39ZM44 79V80H43ZM54 79V80H53ZM58 79H60V80H58ZM76 79V80H75ZM124 79V80H123ZM136 79V80H135ZM140 79V80H139ZM149 79H150V81H149ZM159 79V80H158ZM5 80V81H4ZM15 80H16V82H17V84H16V82H15ZM62 80V81H61ZM82 80V81H81ZM84 80V81H83ZM91 80V81H90ZM101 80H102V82H101ZM115 80H116V82H117V84H118V86H119V83L120 82H123V81H125V82H123L124 84H122V83H120L121 85H120V87H118L117 85H116V82H115ZM142 80V81H141ZM164 80L165 81H167V80H169V82H170V84H168V81H167V84H166V82H164ZM173 80V81H174ZM1 81H2V84H1ZM24 81V82H23ZM34 81V82H33ZM53 81H54V83H53ZM56 81H59L58 82V84H60V85H58L57 84V82ZM69 81V82H68ZM73 81H75V82H73ZM76 81H77V83H76ZM79 81V82H78ZM81 81V82H80ZM89 81V82H88ZM98 81V82H97ZM120 81V82H119ZM133 81V82H132ZM138 81H140V85H138L139 84V82ZM160 81V82H159ZM20 82H22V83H20ZM30 82V83H29ZM31 82H32V84H31ZM38 82H39V84H38ZM46 82V83H45ZM72 82V83H71ZM96 82H97V84H98V86L96 85ZM106 82V83H105ZM163 83V84H160V83ZM172 82V83H171ZM20 83V84H19ZM29 83V84H28ZM54 84L52 87H53V90L51 91V92H53L55 89H56V92L59 90L60 92H58V93H60L59 94V96H60V99H59V97H58V100H55V102H57V105H58V103H60L59 104V106H58V110L56 111L54 108H50V107H48L49 105H47V103L46 104H44V100L46 99V96L48 95V97H49V94H51L50 95V97L52 96V95H55V94H53V93H51L50 92V88H52V87H49L50 86V84ZM65 83L67 84V88H68V92H69V94H68V92H67V94L65 95L64 94V92L65 91H63L64 89H62V88H64L66 85H65ZM68 83H69V85H68ZM75 83H76V85H75ZM92 83V84H91ZM94 83V84H93ZM111 83V84H110ZM113 83V84H112ZM128 83V84H127ZM134 83H136L135 85H134ZM26 84H27V86H26ZM51 84V85H52ZM88 84V85H87ZM106 84V85H105ZM131 84V85H130ZM147 84V85H146ZM172 84V85H171ZM56 85H57V87H59V86H61V87H59L58 89H57V87H56ZM73 85H75V87L73 86ZM91 85H92V87H91ZM101 85V86H100ZM123 85V86H122ZM126 85H128L129 86V88H128V93H126L127 91L126 90H124V89H127V87L128 86H126ZM133 85V86H132ZM145 87H144V86ZM152 85V86H151ZM161 87H160V86ZM167 87H166V86ZM169 85V86H168ZM171 85V86H170ZM3 86V87H2ZM35 86H37V87H35ZM80 86V87H79ZM90 86V87H89ZM96 86V87H95ZM100 86V87H99ZM111 86V87H110ZM149 86V87H148ZM25 87H27L28 89H25ZM32 87V88H31ZM71 87H72V89H71ZM73 87H74V89H75V91H74V89H73ZM83 87H84V89H83ZM86 87V88H85ZM106 87V88H105ZM107 87H110V88H107ZM113 87H114V89H115V91H114V89H113ZM116 87V88H115ZM153 87V88H152ZM158 87H160L159 89H158ZM172 87V88H171ZM175 87V86H174ZM45 88V90H43ZM67 88H65L66 89V91H67ZM79 88H80V91H79ZM141 88V89H140ZM142 88H144L143 90H142ZM169 88V89H168ZM1 89H2V91H3V89H4V91L6 92H4L5 93V95H3L4 93L1 91ZM25 89V90H24ZM35 89H37V90H35ZM43 90L44 91V93H43V91H42V93H41V91L40 90ZM47 89V90H46ZM89 89H91V91L89 90ZM94 89H96V90H94ZM110 89H112V90H110ZM120 89H121V91H120ZM134 89V90H133ZM139 89V90H138ZM151 89V90H150ZM155 89V90H154ZM166 89V90H165ZM12 90L14 91V92H12ZM86 90H88V91H86ZM105 90V91H104ZM118 90L120 91V93L118 92ZM132 90V92H130ZM135 90H138V91H135ZM149 90V91H148ZM156 90H157V92H156ZM160 90V91H159ZM173 90V91H172ZM11 91V92H10ZM27 91H30V92H27ZM38 91V92H37ZM61 91H63V94L66 96V99H65V101H67V102H65V103H68V109L66 110V108H64L63 110H64V114L66 115V117H65V115H63V114H61V109L60 108H63L62 106L64 105L63 103H62V101H60L61 99H62V96H64V95H62V92ZM94 91V92H93ZM104 91V92H103ZM107 91H109L108 93H107ZM114 91V93H116V94H114V96H112L113 94H112V92ZM123 91H125V92H123ZM140 91V92H139ZM145 91V92H144ZM152 91V92H151ZM10 92V93H9ZM20 92V93H19ZM23 92V93H22ZM46 92H47V94H46ZM75 93V97H74V93ZM78 92V93H77ZM81 92V93H80ZM83 92H85V93H83ZM90 92L92 93L91 94V100H90V97H88L89 99H85V98H87V95L89 94L90 95ZM96 92H98V94H100L99 95V97H98V99H101L102 97V99L103 100H98L97 101V98H96V95L98 96V94L96 93ZM111 92V93H110ZM131 94H130V93ZM135 92V93H134ZM137 92V93H136ZM143 92V93H142ZM165 92H166V95H163V93L165 94ZM168 92H169V94H171V95H169L168 94ZM181 92V91H180ZM14 93V94H13ZM24 93L25 94H27V95H24ZM39 93V94H38ZM41 93V94H40ZM103 93V94H102ZM118 93H119V95H118ZM123 93V94H122ZM125 93V94H124ZM148 93H150V95L153 97H151ZM164 96V98L162 99V95ZM20 94H21V97H20V100H19V96H20ZM83 94H84V97L82 98H80V95L81 96H83ZM85 94H86V96H85ZM94 94V95H93ZM109 94V95H108ZM112 94V95H111ZM137 94H139V95H137ZM141 94H143L144 96H145V94H146V96L148 95V97H144V98H142L143 97V95H141ZM176 94V95H175ZM8 95V96H7ZM11 95V96H10ZM24 96V98H23V96ZM34 95V96H33ZM57 95V94H56ZM79 95V96H78ZM123 95V96H122ZM127 97H125V96ZM130 95V96H129ZM133 95V96H132ZM157 95H161L160 97H158ZM169 95V99L167 98V96ZM172 95H174V96H172ZM9 96H10V98H9ZM16 96V97H15ZM58 96V95H57ZM93 96L95 97L94 99H93ZM100 96H102V97H100ZM108 96H109V98H108ZM110 96H112V97H110ZM116 96V97H115ZM118 96V97H117ZM123 97V98H125V99H120L121 97ZM129 96V97H128ZM141 98V100H140V98ZM175 96L177 97V98H175ZM187 96H188V94H187ZM189 96H190V94H189ZM14 97H15V99H14ZM18 97V98H17ZM30 97V98H29ZM39 97H40V99H39ZM42 97H43V99H42ZM49 97V98H50ZM53 98H54V96H52ZM56 97V96H55ZM157 97V98H156ZM173 98V100L171 99V98ZM181 97V98H180ZM3 98V99H2ZM5 98V99H4ZM108 98V99H107ZM116 98H118V99H116ZM128 98H130L129 100H128ZM138 98H139V100H138ZM150 100H149V99ZM154 100V101H151L152 99ZM156 98V99H155ZM161 98V99H160ZM175 98V99H174ZM190 98V97H189ZM192 98V97H191ZM17 99L19 100L18 102H16L17 101ZM64 99V98H63ZM69 99V100H68ZM76 99V100H75ZM82 99V100H81ZM83 99H85V100H83ZM93 99V100H92ZM95 99H96V101H95ZM115 99V100H114ZM144 99H146L145 101H146V103L148 104V102H149V104L151 105H149L148 104V111H149V115H148V117L150 118V121H148L147 120V122H146V120L145 121H143V119H145V117H147L146 115L147 114H145L144 116V118L143 119H141V121L142 122H144V124H142V122L140 123V118H138V122L140 123V127L139 126H137V122H136V118H134V119H136L135 120V122H134V120H133V122H131V118L132 117H134L135 115H136V113H138V114H140V115H142V116H140L141 118L143 117V113H148V111H147V105L145 104V101H144ZM159 99V100H158ZM35 102H37V103H35ZM39 100H40V102H39ZM43 100V101H42ZM47 100V99H46ZM52 100H54V99H52ZM86 100H90L91 101V103L89 104ZM107 100V101H106ZM109 100H111V101H109ZM114 102H113V101ZM118 100H120V101H118ZM130 100H132V102L130 101ZM133 100L135 101V102H133ZM157 100V101H156ZM162 100V101H161ZM176 100V101H175ZM187 100V99H186ZM2 101V102H1ZM25 101V102H24ZM27 101V102H26ZM49 101V100H48ZM60 101V102H59ZM81 103V105L78 103ZM84 101V102H83ZM93 101H95V102H93ZM103 101V102H102ZM115 101H117L118 103L116 104L115 103ZM123 101V102H122ZM125 101V102H124ZM129 101V102H128ZM137 101H138V104L136 105V103H137ZM144 101V102H143ZM159 102V101H161L162 103V105L163 106H160V102L159 103H157L156 104V102ZM173 101V102H172ZM3 102H5V103H3ZM6 102H7V104H12L11 106L10 105H7L6 104ZM46 102V101H45ZM50 102V101H49ZM101 102V103H100ZM112 102V103H111ZM124 103L123 104V106H122V103ZM127 102V104H128V106L125 104ZM155 102V104H153V103ZM186 102H188V100L186 101ZM185 102V103H186ZM196 102V101H195ZM15 103H18V106H17V104H15ZM22 103H23V105H22ZM27 105H26V104ZM63 105H62V104ZM87 103V105H83V104H86ZM93 103H95V104H97V103H100V105L102 104V106H100V105H94ZM110 103V104H109ZM135 103V104H134ZM144 103V104H143ZM190 103V102H189ZM197 103H199V101L197 102ZM40 106H39V105ZM42 104H43V107L44 106H46V108L44 107V110L45 109H51L52 110V112L54 113V111L57 113H55V115H54V118H52L51 116V122H52V124H54V125H50V128L48 127L47 128V124H45V126H46V128L44 127V125L42 126V124H44V123H42V124H38V123H36V121H34L36 124V126L34 125L33 126V118H32V116H36L37 114H39V116H37V117H39L40 118V116H41V114H42V112L39 110V109H37L38 108V106H39V108L41 107L42 108ZM50 104V103H49ZM70 104H72V105H70ZM107 106H106V105ZM112 104V105H111ZM113 104L115 105L116 104V110H115V106H113ZM133 104H134V106H133ZM158 104H159V107H160V109H158V107H156V109H158L159 111L156 113L157 114V116H156V114H153V116H151L150 117V113L152 112V113H155V111H157V110H155V108H153V107H155V106H158ZM170 104V105H169ZM176 104H175V106H176ZM192 104L193 103H191V105L190 106H192ZM16 105V106H15ZM51 105V104H50ZM75 105V106H74ZM78 105H80V107H78ZM90 105H91V107H90ZM94 105V106H93ZM109 105V106H108ZM111 105V106H110ZM135 105H136V108H135ZM143 105L146 107V109H144L145 107H143ZM153 105H155V106H153ZM178 106L176 107V108H179V105H181L180 103H178L177 104ZM194 105V104H193ZM28 106V107H27ZM37 106V107H36ZM71 106H74L73 108L71 107ZM84 106L86 107V108H84ZM121 106V107H120ZM125 106V107H124ZM132 106V107H131ZM141 106V107H140ZM173 106H174V104H173ZM172 106V107H173ZM198 106V105H197ZM32 107H34V108H32ZM70 107L72 108V110L70 109ZM81 107H83V111H79V109L80 110H82V108ZM90 107V108H89ZM100 107V108H99ZM107 107V108H106ZM119 107H120V111H119ZM123 107V108H122ZM126 107H127V109H129L130 108V110H128V111H126L127 109H126ZM143 107V108H142ZM163 107V108H162ZM187 107V106H186ZM186 107H184V108H186ZM31 108V109H30ZM74 108L75 109H77V111H75L74 110ZM87 108H88V110H90V111H88L87 110ZM92 108V109H91ZM93 108H95V109H93ZM131 108H132V110L135 108V110H133V113H131L132 112V110H131ZM141 108V109H140ZM191 108V107H190ZM189 108V109H190ZM195 108V107H194ZM15 109H16V111H15ZM34 109V110H33ZM49 109V110H50ZM54 109V110H53ZM106 109V110H105ZM136 109H138V110H136ZM166 109H167V107H166ZM7 110H9V111H7ZM25 110V111H24ZM39 110V111H38ZM44 110H42V111H44ZM49 110H47V111H49ZM85 110H87V111H85ZM95 111V112H92V111ZM100 110V111H99ZM102 110V111H101ZM113 110H114V112H113ZM140 110V111H139ZM173 110H174V108H173ZM176 110V109H175ZM178 110V109H177ZM195 110V109H194ZM12 111V112H11ZM33 111V112H32ZM38 111V112H37ZM46 111V110H45ZM44 111V112H45ZM72 111L74 112V114H75V116L76 117H74V114H72ZM109 111V112H108ZM121 111H125L124 113H125V115L121 112ZM129 111H131L130 112V114L129 115H131V117L129 116V118H127L128 117V113H129ZM136 113H135V112ZM140 113H139V112ZM154 111V112H153ZM10 112V113H9ZM22 112H25V113H22ZM27 112V113H26ZM28 112H30L31 113V115H30V113H28ZM41 112V113H40ZM43 112V113H44ZM50 112V111H49ZM60 114H59V113ZM63 112V111H62ZM80 112V113H79ZM82 112V113H81ZM85 112V113H84ZM100 112V113H99ZM119 112H121L122 113V115H124L123 117H122V115H121V113L119 114H117V113ZM126 112H128V113H126ZM177 112H179V111H177ZM185 112V113H184ZM188 112L190 113V114H192V115H190V117H189V114H188ZM48 113V112H47ZM46 113V114H47ZM67 113V114H66ZM92 113V114H91ZM95 113V115H93ZM98 113V114H97ZM135 113V115L134 116H132V114H134ZM142 113V114H141ZM152 113H151V115H152ZM165 113V112H164ZM173 113V111H171V114ZM181 113V114H182ZM197 113V112H196ZM200 113V112H199ZM33 114V115H32ZM45 113H44V115H46ZM49 114V113H48ZM72 115L71 117H70V115ZM77 114H80V116H78ZM88 114H89V116H88ZM115 114V115H114ZM160 114H162V112H160ZM179 115H180V113H178ZM201 114V113H200ZM17 115L19 116L18 118H17ZM43 115V114H42ZM60 115H63V116H61V118H60ZM99 115V116H98ZM114 115V116H113ZM120 115H121V117L123 118V120H121L122 118L120 117ZM173 115V114H172ZM7 116H9V118L7 117ZM12 116V117H11ZM13 116H14V118H13ZM34 116V118H37V117H35ZM56 116V117H55ZM59 116V117H58ZM68 116V117H67ZM86 116V117H85ZM94 116V117H93ZM108 116H109V118H108ZM116 116V117H115ZM126 116V117H125ZM138 116V117H139ZM155 116L157 117L156 119L157 120H159V121H157L156 119H155ZM181 116V115H180ZM193 116H195L196 118H193ZM3 117V118H2ZM25 117V118H24ZM28 117V118H27ZM47 117V116H46ZM63 117V118H62ZM80 117V118H79ZM136 117V116H135ZM154 117V118H153ZM159 117V118H158ZM189 117V118H188ZM12 118V119H11ZM17 118V119H16ZM22 118H23V120H22ZM67 118V119H66ZM77 118V119H76ZM84 118V119H83ZM113 118V119H112ZM114 118H115V120H116V118L117 119H119L120 118V121H123V123L122 122H120L122 125H124L123 127H122V125H119L118 124V122L119 121H115L114 120ZM125 118L126 119H128V120H125ZM148 118V119H149ZM166 118H167V120H166ZM188 118V119H187ZM193 120V122H192V120ZM2 119H3V121H2ZM4 119H8L7 121L6 120H4ZM13 119H15V120H13ZM53 119V120H52ZM56 119H57V121H56ZM73 121H72V120ZM79 119H81V121L79 120ZM86 119V120H85ZM103 119V120H102ZM107 119V120H106ZM133 119V118H132ZM153 119H154V123H152V121H153ZM176 119V120H175ZM12 120V121H11ZM29 120V121H28ZM61 120V121H60ZM64 120H66V121H64ZM75 120V121H74ZM83 120V121H82ZM94 120H96L97 121V124H96V121H94ZM111 120H114V122L113 121H111ZM169 120V121H170ZM187 120H188V123H187ZM191 120V121H190ZM3 123H2V122ZM4 121H6V123L4 122ZM26 121H28V122H26ZM54 121V122H53ZM56 121V122H55ZM70 121V122H69ZM72 121V122H71ZM125 121H128L127 122V124H124V123H126ZM157 121V122H156ZM196 121V122H195ZM198 121V122H197ZM14 122V123H13ZM19 122V123H18ZM24 122H26V124L25 125H21V124H23ZM29 122H31V123H29ZM63 122V123H62ZM74 122V123H73ZM85 122H86V125H85ZM93 122V123H92ZM94 122H95V124H94ZM101 122V123H100ZM103 122V123H102ZM114 123V125H113V123ZM115 122L117 123V124H115ZM149 122V123H148ZM181 122V123H180ZM184 122V123H183ZM12 123V124H11ZM56 123H59V125L55 128V125H56ZM65 123V124H64ZM71 123H73V124H71ZM78 123V124H77ZM80 123V124H79ZM90 123V124H89ZM105 123V124H104ZM108 123H109V125H108ZM111 123V124H110ZM157 123V124H156ZM168 123L170 124V125H172V128L170 127V125L169 126H167L168 125ZM189 123V124H190ZM200 123V122H199ZM202 124H203V122H201ZM200 123V124H201ZM3 124V125H2ZM18 124H19V127H18ZM62 124V126L60 127V125ZM103 124V125H102ZM129 124V125H128ZM26 125L28 126V128H26ZM30 125H32V126H30ZM83 125V126H82ZM95 125V126H94ZM100 125V126H99ZM111 125L113 126V127H115V126H117L116 128H114V129H116V131H118L119 133H117V132H113V136H112V134H111V132L113 131V127H111ZM119 125V126H118ZM132 125V126H131ZM147 125V126H146ZM151 125V126H150ZM160 125H161V128H160ZM185 125V126H184ZM196 125V124H195ZM208 125V124H207ZM51 126H53L54 128L53 129H51L52 127ZM64 126H65V131H64ZM76 126V127H75ZM85 126V127H84ZM90 126V127H89ZM110 127V129H111V131H110V129H109V127ZM127 127V128H125V130H123L124 129V127ZM142 126V127H141ZM174 126V127H173ZM199 126V129H200V125H198ZM201 126H203V125H201ZM8 127H11V128H9L8 129ZM33 127V128H32ZM71 127H73V128H71ZM81 129H80V128ZM95 127V128H94ZM101 127V128H100ZM106 127L108 128V129H106ZM121 127H122V129H121ZM147 127H148V130H147ZM153 127V128H152ZM169 127V128H168ZM6 128V129H5ZM26 128V129H25ZM32 128V129H31ZM43 128V129H42ZM60 128V129H59ZM75 128V129H74ZM77 128H79V129H77ZM86 128V129H85ZM90 130H89V129ZM91 128H93V129H91ZM131 128V129H130ZM150 128V129H149ZM205 128H208L206 125H205V127H203L202 129V131H204L205 130ZM23 129H24V131H23ZM49 130L48 132L47 131H45V130ZM55 129V131H58V132H56L57 134H58V136H59V134L60 133H62V136H59L58 138H59V140H58V138H57V136H56V133L53 131ZM59 129V130H58ZM62 129H63V131H62ZM67 129H68V132H67ZM82 129H85V130H83V131H86L87 129V131L86 132H82L81 130ZM96 129L99 131H97L98 133H96ZM103 129H104V131H103ZM108 130V131H106V130ZM127 129V130H126ZM168 129V130H167ZM197 129H198V127H197ZM2 130V131H1ZM9 131L10 132V136H9V132H4V131ZM34 130H35V132H34ZM43 130V131H42ZM60 130H61V132H60ZM69 130H70V133H69ZM122 132H121V131ZM128 130H129V132H128ZM144 130V131H143ZM147 130V134L145 133V131ZM152 130V131H151ZM154 130V131H155ZM207 130V129H206ZM29 131V132H28ZM78 131H80L79 133H78ZM90 133H89V132ZM93 131V132H92ZM110 131V132H109ZM139 131V132H138ZM200 131V130H199ZM198 131V132H199ZM208 131V130H207ZM206 131V132H207ZM23 134H22V133ZM31 132V133H30ZM38 132V133H37ZM44 133L43 134V137H41L42 136V133ZM50 132V133H49ZM77 132V133H76ZM92 132V133H91ZM102 132H106V133H104V135L106 136V137H108V135L110 134L111 135V141L109 140L110 138H108L107 140H109L111 143H108L109 144V146L107 147V145L108 144H105V143H103L104 141H105V139H106V137H104V140L102 139L103 137H100L99 138V135L101 136H104L103 134H100V133H102ZM109 132V134H107ZM134 132V133H133ZM198 132H197V134H198ZM3 133V134H2ZM32 133H37V135L35 134V138H34V134H32ZM49 133V134H48ZM68 135H67V134ZM85 133V134H84ZM88 133V134H87ZM141 133V134H140ZM31 134H32V136H31ZM39 134V135H38ZM50 134H55V137L56 138H54V135H50ZM67 136H66V135ZM72 134V135H71ZM81 134H83V135H81ZM97 134V135H96ZM99 134V135H98ZM122 134V135H123ZM23 135H24V137H23ZM69 135H71V136H69ZM76 135H78V136H76ZM89 136V138H90V136H91V139H92V141H90L91 139H89L88 138V136ZM128 135H130V134H128ZM140 137H139V136ZM5 136V137H4ZM53 136V137H52ZM66 138H65V137ZM84 136H85V140H83V139H81V137H83L84 138ZM117 136L115 137V138H117ZM133 136H135V135H133ZM142 136V137H141ZM196 136V137H195ZM194 136V140L196 141L197 139V135H195ZM6 137H8V138H6ZM32 137V138H31ZM52 137V138H51ZM76 137V138H75ZM112 137H113V139H112ZM192 137V139H193V136H191ZM29 138V139H28ZM38 138V139H37ZM40 138H41V140H40ZM50 138V139H49ZM61 138V139H60ZM69 139V141L71 142H69L68 141V139ZM205 138V141H202L201 142V145H200V141L198 142V144H199V146H198V150H197V153L195 154V156H196V158L198 159L199 158V160H201V158L200 157H203V156H205V157H207V160L209 161V166H208V169H209V171L210 172H207V170H206V172L207 173H209V175H210V177L211 178H213V180H216V178L214 177V176H217V180H218V176L220 177V179L222 178V176H223V174H225L224 176L228 179L227 181L229 182V184L228 183H225V181L226 180H224V184H227V185H225L226 187V189H227V196H228V198H230L231 200H232V198H233V203H235V204H233V203H229L230 202V199H229V201H228V199L226 198V196L224 197L223 195H221L220 196V194H219V196L218 197H220V198H218L217 197V199H215V198H213V197H215L216 195H215V191L212 189V194H214V195H212L213 197L212 198H206L205 200H207V199H209L208 201H206V203L208 202H211L210 204H211V206H212V210L214 209L213 207H215L216 206V208H218V206H219V210H222V211H219L220 212V214H221V216H220V214L218 213V211H216L215 209V211L217 212V213H215L214 212V210H213V212H212V210H211V206H210V204H209V206H210V208H209V206H208V203H207V207L209 208V216H211V217H209L210 219L211 218H214L213 220V222H215V223H217L218 221L220 222V221H223V222H221L220 224H222V223H226L225 221H227L228 220V218H229V220L227 221V223H230L231 221H232V223H234V224H241V209H242V207H241V205H242V201H241V191H240V193H238L239 191V188L241 187V169H239V167H238V169H236L237 168V164H236V168H233V166L232 165H230L229 166V164H228V166H227V164L226 163H224L225 162V160L224 161H222L221 160V158H220V154L219 153H221V152H219V153H217L216 154V152H215V150L214 149H216L215 148V146L213 147V145L214 144H212V145H210V146H212V147H210V149H212L211 151H213V152H211L210 151V149H209V145L207 144V141H209L208 139H206L207 138V136L206 137H204ZM7 139V140H6ZM25 139V140H24ZM31 139V140H30ZM53 139V140H52ZM54 139H55V141L56 142H54ZM57 139V140H56ZM67 140V141H65V140ZM81 139V140H80ZM88 139V140H87ZM95 139V140H94ZM10 140V141H9ZM27 140V141H26ZM35 140V141H34ZM46 140V141H45ZM50 140V141H49ZM62 140V141H61ZM78 140H79V143H78ZM83 140V141H82ZM106 140V141H107ZM115 140V139H114ZM142 140H143V138L141 139V141H139L140 143L142 142ZM204 140V139H203ZM207 140V141H206ZM40 141V142H39ZM41 141H42V143H41ZM52 141V142H51ZM57 141H58V143H57ZM86 141H88L87 143H86ZM89 141L91 142V143H89ZM94 141V142H93ZM108 141V142H109ZM4 142V143H3ZM64 142H69V144H67V143H64ZM78 144H77V143ZM86 144V145H84V143ZM97 142V143H96ZM135 142V141H134ZM138 142V141H137ZM136 142V143H137ZM203 142L205 143V144H203ZM44 143H46V144H44ZM55 143H57V145L55 144ZM62 143V144H61ZM73 143V145H72V147H71V144ZM80 143H82L81 144V146H78V145H80ZM95 144V146H93L92 144ZM209 143V142H208ZM211 143V142H210ZM49 144V145H48ZM52 144V145H51ZM53 144H54V146H53ZM59 144H60V146H59ZM77 144V145H76ZM135 144V143H134ZM134 144H132V146H134ZM139 144V143H138ZM42 145V146H41ZM46 145V146H45ZM52 147H51V146ZM82 145H84V146H82ZM90 145V146H89ZM103 145H106V146H103ZM208 145V146H207ZM34 146V147H33ZM38 146V147H37ZM59 146V147H58ZM93 146V148H91ZM137 146V145H136ZM206 146L208 147V149L206 148ZM3 147V148H2ZM40 147V148H39ZM59 148V149H57V148ZM61 147V148H60ZM65 147V148H64ZM75 147V148H74ZM82 147V148H81ZM106 147H107V149H106ZM124 147V146H123ZM122 147V148H123ZM126 147V146H125ZM128 147V149H130V153H132V155H133V152H135L136 150V152L137 153H139V154H141L142 152H144L145 150L143 149H140V147L139 146H137V147H133V149L135 150V148H136V150L135 151H133V152H131L133 149H131L130 147L131 146H127ZM127 147H126V150H125V148H123V151H126V152H128L127 150ZM32 148V149H31ZM42 148V149H41ZM43 148H49V149H43ZM51 148V149H50ZM62 148H64L65 150H66V153H64V152H62L60 149H62ZM69 148H71L73 151H74V149H75V151L76 152H78V149H80L79 150V152L78 153H76L75 151V153L73 152H71L72 150L70 149L69 150ZM77 148V149H76ZM95 148V149H94ZM109 148V149H110ZM112 148H114V146L112 147ZM112 148H111V150H112ZM116 148V147H115ZM115 148H114V150H115ZM120 148V147H119ZM139 148V149H138ZM55 149V150H54ZM64 149H62L63 151H65ZM95 151V152H93V150ZM117 149V148H116ZM121 149V148H120ZM218 149V148H217ZM42 152H41V151ZM47 150H50V152H48ZM54 150V151H53ZM58 150V151H57ZM103 150H105V152L103 151ZM108 152H107V151ZM110 150V151H111ZM141 150H142V152H141ZM38 151V152H37ZM40 151V152H39ZM48 153H47V152ZM53 151V152H52ZM61 152V154H59L58 152ZM67 151H70V152H67ZM91 151H92V153H91ZM97 151V152H96ZM120 151H122V150H120ZM138 151H140V152H138ZM146 151H148V149H146ZM56 152V153H55ZM135 152V153H136ZM38 153V154H37ZM51 155H50V154ZM71 153V154H70ZM115 153V152H114ZM118 153H119V151H118ZM124 154H125V152H123ZM129 153V154H130ZM134 153V154H135ZM136 153V154H137ZM145 153V152H144ZM2 154V155H1ZM49 154V155H48ZM59 154V155H58ZM63 154H65V156L63 155ZM67 154L70 156V157H68L67 156ZM74 154V155H73ZM77 154V155H76ZM103 155L102 157H101V155ZM123 154V155H124ZM128 154V153H127ZM135 154V155H136ZM143 154V153H142ZM198 154V155H197ZM203 154V155H202ZM219 154V155H218ZM42 155V156H41ZM46 155V156H45ZM48 155V156H47ZM59 157L60 155V157H59V160H58V157ZM78 156L76 159H75V163H73L74 162V160H73V162H72V164H70L71 163V161H72V158L74 157V156ZM90 155H91V157H90ZM97 155H99V157H97ZM107 155V156H108ZM116 155V154H115ZM118 155V154H117ZM119 155H120V153H119ZM123 155H121V156H123ZM131 155V154H130ZM146 155V154H145ZM200 155V156H199ZM202 155V156H201ZM210 155V156H209ZM213 157H212V156ZM219 157H218V156ZM52 156V157H51ZM73 156V157H72ZM75 156V157H76ZM84 156H85V158H84ZM107 156H106V158H107ZM110 156H112L111 155V153H110ZM120 156V157H121ZM128 156V157H127ZM126 157L127 158H129V155H127ZM214 156H216V157H214ZM222 156V155H221ZM47 157H49L50 159H48ZM62 157H64L63 158V160H61L62 159ZM66 157H67V159H69V160H71L70 161V163L68 162L67 163V161H69V160H66ZM115 156H113L112 158H114ZM140 157V156H139ZM141 157H144L143 155L141 156ZM226 157V156H225ZM40 158V159H39ZM61 158V159H60ZM71 158V159H70ZM78 158L80 159V160H78ZM101 158H103V160L101 159ZM108 158H109V156H108ZM117 157H115V159H116ZM123 158L124 157H122V159L121 160H118L117 161V164H118V162H120V161H122L123 160ZM157 158V156L155 157V159ZM215 158V159H214ZM227 158V157H226ZM48 159V160H47ZM55 159L56 160H58V161H55ZM88 159H90L91 160V162L90 161H88ZM110 159V158H109ZM113 160L112 159V161H111V159H110V162H111V164H110V162H109V160L107 159L106 160V163L105 162H103L105 165H104V167L107 165V163H108V166L109 165H112L111 166V169L109 168V170L111 171L115 166H117L116 168H115V170L119 173H117L114 169V171H115V175L113 174V173H110L111 175L113 174L115 177H113V178H117L118 179V181H120L121 179H122V177H126V176H128L129 178L131 177V178H134L133 176H135L136 177V175H134V174H136V173H134L135 172V169L134 168H130L131 166H133V165H129V163L131 162V160H129L126 164L129 166H127L126 164H124V166H125V169H123L124 167L122 166V163L120 164V165H116L115 163V161L116 160ZM134 159V158H133ZM132 159V160H133ZM149 159V158H148ZM151 159V158H150ZM216 159H217V161H216ZM37 160V161H36ZM43 160V163L42 162H40V161H42ZM44 160H46V162L44 161ZM50 160V161H49ZM52 160V161H51ZM66 162H65V161ZM85 160V161H84ZM95 160V161H96ZM99 160H101V161H99ZM128 160V159H127ZM127 160H125V162L127 161ZM135 160V159H134ZM221 160V161H220ZM47 161H48V164L47 165H49V164H51V163H53L54 162V164H53V169H51V165H49V166H47V165H44V166H46L47 167V169L45 170V169H43L42 168V164H45V163H47ZM62 161H64L63 163H62ZM81 163H80V162ZM114 161V162H113ZM124 161V160H123ZM146 161V160H145ZM151 161V160H150ZM159 161H160V159H159ZM203 161V160H202ZM216 161V162H215ZM226 161H228V160H226ZM230 161H231V159H230ZM229 161V162H230ZM233 161V160H232ZM35 162V163H34ZM36 162H37V164L38 165H41V166H35V165H37L36 164ZM45 162V163H44ZM51 162V163H50ZM59 162H61V165L59 166ZM77 162H79L80 163V165L81 164H83V165H81L80 166V168H79V170L77 171V169L76 168H74L75 166L76 167H78V163ZM136 162V161H135ZM134 162V163H135ZM143 162V161H142ZM148 162V161H147ZM220 162V163H219ZM41 163V164H40ZM55 163H56V165H55ZM65 163H67L69 166H71V169H72V165H74L73 166V170H74V178H72V179H74V180H72L71 178H70V181H66V182H68V185L69 186H71V187H69L68 185H65V184H67L66 182H65V180L63 179V181L61 182V180H62V177H66L67 175H69L68 174V170H70L71 171V169H69L70 167L67 165L66 166V164ZM112 163H114L115 165H114V167H113V164ZM132 163V162H131ZM141 163V162H140ZM146 163V162H145ZM215 165H214V164ZM222 163V164H221ZM232 163H234V162H232ZM33 164V165H32ZM86 164V165H85ZM95 164V163H94ZM102 163H100V165H101ZM148 164H149V162H148ZM159 164V163H158ZM198 164V163H197ZM200 165H201V161H200V163H199ZM62 165H64V168H65V170H66V167H67V170L66 171H64V168H63V166ZM85 165V166H84ZM100 165L99 164H96L95 166L96 167H98L99 166V168H100ZM136 165V164H135ZM211 165H212V167H211ZM234 165V164H233ZM62 167L61 169H57V167ZM92 166H93V164H92ZM95 166H93V168L95 167ZM119 166V167H118ZM145 166H149V165H144V167ZM9 167V168H8ZM45 167V168H46ZM48 167H49V169H48ZM54 167H56V168H54ZM95 167V168H96ZM113 167V168H112ZM123 169H121V168ZM126 167H128V169L126 168ZM136 167V166H135ZM141 167V166H140ZM139 167V168H140ZM210 167V168H209ZM234 167H235V165H234ZM241 167V166H240ZM6 168V169H5ZM92 168V169H93ZM94 168V169H95ZM98 168V169H99ZM107 168V167H106ZM121 170H120V169ZM205 168V167H204ZM207 168V167H206ZM211 168H214L213 170H215V168H216V171H214L213 172V170L211 169ZM231 168H232V170H231ZM35 169V170H34ZM40 169V170H39ZM42 169L44 170V171H42ZM55 169H57V174H59V171H60V175L63 173V175H58V176H60V177H58L57 176V179L58 180H60L58 183H57V181L58 180H56V176L55 175H57L55 172H56V170ZM86 169V170H85ZM101 169V168H100ZM105 169V168H104ZM221 169V170H220ZM235 169H236V171H240L238 174H237V172L235 171ZM5 170V171H4ZM53 170H54V172H53ZM82 170V171H83ZM91 170V169H90ZM109 170H108V175H109ZM120 170V171H119ZM127 170V171H126ZM128 170H131L134 174H132V176H130V171H128ZM137 170H139V169H137ZM212 170V171H211ZM234 170V171H233ZM4 171V172H3ZM37 173H36V172ZM92 171V170H91ZM90 171V172H91ZM97 171V169L95 170V172ZM125 171L126 173L127 172H129V173H127V175H126V173L123 172ZM220 171H222L223 172V174H222V172H220ZM35 172V173H34ZM39 172H41V173H39ZM46 174H45V173ZM48 172H51V174H52V176H51V174L49 175V173ZM95 172H92V173H95ZM103 172H105V171H103ZM137 172V171H136ZM142 172H144L143 170H142ZM220 172V173H219ZM233 172H235V173H233ZM45 175H43V174ZM48 173V174H47ZM70 173H72V172H70ZM78 173V174H79ZM84 173L82 172V173H80L79 174V178L81 179L82 177H80L81 175L83 176L84 175ZM90 174L89 173V175H90V178L92 179V178H94V180H91L90 178H89V176H88V178L90 179L89 180V184H91L90 182H98V183H94L93 184V182H92V186H96V184L97 185H99V183H100V179H99V181H97V179L99 178H96L93 174ZM106 173V172H105ZM121 173V174H120ZM139 174H140V172H138ZM137 173V174H138ZM146 173V172H145ZM219 173V174H218ZM4 174V175H3ZM9 174V175H8ZM35 174V175H34ZM38 174V175H37ZM66 176H65V175ZM88 174V173H87ZM96 174V173H95ZM138 174V175H139ZM143 174V176H145V174L144 173H142ZM160 174V173H159ZM213 174V175H212ZM215 174V175H214ZM216 174H218V175H216ZM235 174H237V176H235ZM4 176V177H2V176ZM91 175H93V177H91ZM98 175V174H97ZM101 175V174H100ZM107 174H106V176H108ZM119 175H120V177H119ZM122 175V176H121ZM141 175V174H140ZM140 175L138 176L139 178H144L142 175V177H140ZM8 176V177H7ZM54 177V179H52L53 180V182L49 179V181L48 180H46V182L44 181L45 180V178L47 179V178H49V177ZM72 176H73V174H72ZM147 176V177H146ZM146 176H145V180H144V184H142V181L140 182V180H137V179H131V180H129L127 177L125 178L126 180L128 179V182L127 181H125L126 183H125V185L128 183L129 184V186H131L132 185V183H133V185L132 186H134V184L135 183H137V181L139 182V184H138V186L140 185V184H142L141 185V187H138L137 186V184H136V187H137V189L138 190H136V193H138L139 192V194L140 195H142L144 192H149L150 190H153V188H152V186L154 187V188H156V185H157V188L160 186V187H163V186H165V185H167V184H169V182H170V177H166V179H163L164 178V176L162 177V181L163 180H165V182L163 183V182H161V177L159 178V176H161V174L160 175H155V177H158L157 178V180H152V179H154V178H152L151 176L152 175H150V177L151 178H149V172H147V174H146ZM224 176H223V178H224ZM43 177H45V178H43ZM50 177V178H51ZM84 178H82V180L83 179H85L86 177L85 176H83ZM102 177V176H101ZM112 177V176H111ZM153 177H154V175H153ZM88 178L87 179H85L84 181H86L87 180V182H88ZM137 178V177H136ZM151 179L152 180V183L151 184H153V181H154V184L156 183L155 181H158V179H159V181L154 185H150L149 183H148V180L149 179ZM3 179L5 180L4 181V184H3ZM36 179V180H35ZM67 179V178H66ZM112 179V178H111ZM111 179L109 178V180H110V182H111ZM56 180V181H55ZM102 181L104 180L105 181V179H101ZM108 180V178H106V181ZM124 180V179H123ZM122 180V181H123ZM136 182H135V181ZM142 180V179H141ZM41 181V182H40ZM74 182V183H76V184H78V185H74V183L72 184L71 182ZM117 181V180H116ZM132 183H131V182ZM172 181V180H171ZM38 182V183H37ZM56 182V183H55ZM65 182V183H64ZM87 182H83V183H87ZM109 182V183H110ZM115 182V181H114ZM130 182V183H129ZM149 182H151V181H149ZM46 183V184H45ZM48 183H50L49 185H48ZM53 183V185H54V187H51V184ZM55 183V184H54ZM106 183V182H105ZM108 183V182H107ZM106 183V184H107ZM117 183V185H118V183L119 182H116ZM116 183H115V185H116ZM123 183V182H122ZM121 183V184H122ZM148 183V184H147ZM6 184V185H5ZM43 184V185H42ZM56 184H57V188H56ZM60 184V185H59ZM71 184V185H70ZM88 184V183H87ZM103 183H100V185H102ZM127 184V185H128ZM131 184V185H130ZM158 184H160L159 186H158ZM163 184V185H162ZM223 184V185H224ZM230 184H231V186H230ZM240 184V185H239ZM2 185V186H1ZM42 185V186H41ZM45 185H47V186H45ZM99 185V186H100ZM112 185L114 186V184H113V181H112ZM162 185V186H161ZM238 185V186H237ZM5 186V187H4ZM62 186H65L64 188L62 187ZM67 186V187H66ZM103 186V185H102ZM101 186V187H102ZM110 186V185H109ZM109 186H106V187H109ZM127 187L128 189L130 188V187ZM142 186H144V187H142ZM148 186V187H147ZM151 186V188L152 189H150L149 187ZM233 186V187H232ZM240 186V187H239ZM4 187V188H3ZM55 188L53 191L51 190V189H49V188ZM62 188V189H60L59 190V188ZM74 187L76 188V189H74ZM83 187V186H82ZM112 187V186H111ZM121 187V186H120ZM123 187V190H121V192L122 193H124V186H122ZM122 187H121V189H122ZM221 188H223L224 186H220ZM230 187V188H229ZM239 187V188H238ZM44 188V189H43ZM47 188V189H46ZM66 188V189H65ZM117 188H119V187H117ZM125 188H126V186H125ZM126 188V189H127ZM145 188H146V190H145ZM150 190H149V189ZM224 188V189H225ZM233 188V189H232ZM235 188V189H234ZM9 189V190H8ZM50 191H49V190ZM73 191V193L71 192V190ZM114 189H116V187L114 188ZM127 189V191H129V192H127L126 190V192L128 193V194H130V191H133L134 190V187H133V190H132V187L130 188V190H128ZM231 189V190H230ZM41 190H43V191H41ZM45 190V191H44ZM59 190V191H58ZM62 190H64V191H62ZM67 190H69V193H68V195H66L65 193H67ZM75 190H81V191H79L78 193H76L77 191H75ZM118 190V189H117ZM140 190V191H139ZM144 190V191H143ZM149 190V191H148ZM234 190H236L235 192H234ZM240 190H241V188H240ZM38 191V192H37ZM47 191V193L48 192H50V193H56V191H57V194H59L58 196H61L60 198L58 197V196H55L54 194H52L54 197V199L57 197V199H53L52 198V196L50 197V194L48 193V195H46V192ZM66 191V192H65ZM222 191H224V190H222ZM228 191H229V193H228ZM7 192H9V193H7ZM64 194H63V193ZM71 192V193H70ZM120 192V191H119ZM133 192H135V191H133ZM213 192H215V193H213ZM225 192V193H226ZM34 193V194H33ZM41 193V194H40ZM84 193V192H83ZM86 193V192H85ZM126 193V194H127ZM11 194V195H10ZM30 194V195H29ZM33 196H32V195ZM127 194V195H128ZM132 194V193H131ZM134 194V193H133ZM138 194V195H139ZM209 194H211V193H209ZM208 194V196L210 197V195ZM8 195H9V197H8ZM12 195H14V196H12ZM24 195V196H23ZM39 195V196H38ZM49 196L48 198L50 199L49 201H51V202H53L52 204L49 202V204H48V202H47V200H48V198L47 197H44V196ZM65 197H64V196ZM11 196V197H10ZM23 196V197H22ZM31 196V197H30ZM134 196H135V194H134ZM37 197V198H36ZM39 197H40V199H39ZM77 197V196H76ZM130 197H131V195H130ZM223 197V198H222ZM232 197V198H231ZM224 198H225V200H224ZM235 198H236V200H235ZM39 201H38V200ZM45 199V200H44ZM47 199V200H46ZM66 199H64V201L66 200ZM211 199V200H210ZM57 200H58V203H57ZM61 200V201H60ZM74 200V199H73ZM72 200V201H73ZM75 200H76V198H75ZM223 200H224V202H223ZM64 201H63V203H64ZM18 202V203H17ZM36 202V204H34ZM60 202V203H59ZM67 202L65 203V204H67ZM221 202V203H220ZM222 202H223V204H222ZM73 203V202H72ZM214 205H213V204ZM33 204H34V206H33ZM38 204V205H37ZM221 204H222V206H221ZM240 204V205H239ZM13 205V206H12ZM31 205V206H30ZM54 205H56V207L58 206V205H60L61 207L63 206V207H65V208H67V209H65V210H63V207H62V210H61V208H60V206H58L57 208L56 207H54ZM206 205V204H205ZM228 205V206H227ZM234 205H235V210H237L235 213H233L235 210H231L232 211V214H231V212L229 211V209H233V207H234ZM15 206V208L13 209V207ZM39 206V207H38ZM71 206V205H70ZM230 206V207H229ZM35 207H37V209H35L34 210V208ZM48 209H47V208ZM222 207V208H221ZM11 208H12V210H11ZM41 210H39V209ZM42 208V209H41ZM47 210H46V209ZM61 210V211H63V213L62 214H60L61 213V211H59V209ZM69 208H71V210L69 209ZM6 209V210H5ZM32 209H33V211H32ZM74 209H76V207L75 208H73V210ZM37 210V211H36ZM48 210L50 211L51 210V213L53 214V216L55 215V217H52V214L50 213V212H48ZM66 210H69V211H71L70 212V214L68 213L69 211H66ZM207 209H206V207H205V211H206ZM238 210H240V211H238ZM6 211H8L7 213L9 214V215H7L6 214ZM38 211H40V212H38ZM204 211V210H203ZM208 211H206V212H208ZM36 212H38V213H36ZM47 212H48V214L49 215H47ZM68 214H67V213ZM36 213V214H35ZM66 213V214H65ZM214 213V214H213ZM37 214H39V216L41 217V218H39V216H37ZM8 217H7V216ZM215 215V216H214ZM226 215V216H225ZM234 215H235V218H234ZM237 215V216H236ZM35 216V217H34ZM36 216L38 217V218H36ZM64 216V217H63ZM74 216V215H73ZM213 216V217H212ZM223 216V217H222ZM50 217H52V220H50L51 218ZM224 217H225V219H226V217H227V220H225L224 219ZM50 218V219H49ZM58 220H57V219ZM8 219V220H7ZM41 219V220H40ZM56 220L57 222H59V225H58V223L57 222H53V220ZM66 219H68L67 221H65ZM178 219V218H177ZM176 219V220H177ZM216 219V220H215ZM220 219V220H219ZM238 221H237V220ZM34 220V221H33ZM48 220V221H47ZM218 220V221H217ZM37 221V222H36ZM180 220L178 219V221H175V222H179ZM35 222H36V225H34L35 224ZM39 222H41V223H39ZM43 222H44V224H45V222H47L45 225L43 224ZM48 222H52L51 224L49 223L48 224ZM71 223V226H70V223ZM182 222V221H181ZM212 222V221H211ZM212 222V223H213ZM219 222L217 223V224H219ZM235 222H237V223H235ZM5 223V224H4ZM38 223V224H37ZM57 223V224H56ZM64 223H66V224H68L67 226H65L66 224H64ZM180 223V222H179ZM52 224H53V226L55 227L56 226V229H57V231H56V229L55 230H53L54 228H53V226H52ZM54 224H56V225H54ZM190 225L189 223H186V225ZM193 224H195V225H197L196 223H193ZM192 224V225H193ZM211 223H209L208 222V225H210ZM40 225H42V227H43V225L45 226V227H39ZM49 225H51V226H49ZM177 225H179V224H177ZM181 225H185V223L183 222ZM187 225V226H188ZM191 225V226H192ZM198 225H200L199 223H198ZM197 225V226H198ZM207 225V226H208ZM213 225V224H212ZM35 226V227H34ZM186 226V227H187ZM47 227H49V230H48V228ZM52 227V228H51ZM58 227V228H57ZM74 227V226H73ZM72 227V228H73ZM190 227V226H189ZM200 227V226H199ZM36 228H40L39 230L37 229V231H36ZM47 228V231L45 230ZM70 228V229H69ZM193 228V227H192ZM204 228L205 229H209L208 227H205V225H204ZM194 229H195V227H194ZM43 230H45L46 231V233H45V231H43ZM51 230V232L50 233H52L53 234V232L55 233L54 235H52V237L53 236H57V237H53V239H54V241H57L58 239L60 240H58L57 242L58 243H60V245L59 244H56V242H52V237H50V234H47L49 231ZM192 230V229H191ZM209 231V230H208ZM44 233L43 235H42V233ZM198 231L196 230V233H197ZM199 233V232H198ZM36 236H35V235ZM45 234H46V236H45ZM59 235V236H58ZM34 236H35V238H34ZM49 236V237H48ZM38 238V239H37ZM42 240H41V239ZM50 238H51V240H50ZM43 239H44V241H43ZM56 239V240H55ZM34 240V241H33ZM37 243H36V242ZM42 242V243H41ZM46 242H47V244H46ZM49 242V243H48ZM8 243V244H7ZM55 243V244H54ZM34 244V245H33ZM46 244V245H45ZM7 245V246H6ZM38 245V246H37ZM51 245V246H50ZM56 245H58V246H56ZM7 248V250L4 252V249H5V247ZM34 246V247H33ZM39 247H41V248H39ZM56 247H58L57 248V250L60 248V250L61 251H57V252H60L59 254L58 253H55V249H56ZM49 249V250H47V249ZM42 250V251H40V250ZM53 249V250H52ZM38 251V253L36 252V251ZM51 250V251H50ZM55 250V251H54ZM36 253H35V252ZM40 251V252H39ZM47 251V252H46ZM7 252V253H6ZM43 252V253H42ZM48 252H50V253H48ZM3 253H5V254H3ZM48 253V254H47ZM212 253H214V252H212ZM37 254H39V255H37ZM42 254V255H41ZM44 254V255H43ZM55 254V255H54ZM57 254V255H56ZM240 254V253H239ZM208 255V254H207ZM4 256H6L5 258H4ZM46 257V259L44 258V257ZM50 256V257H49ZM209 256L210 257H212V258H208V259H212L213 261H211V262H207V263H210V264H213L212 262H214V264H220V261H218V263H217V261L216 260H224L225 261V257L224 258H222L221 256H219V257H217V255L215 256L214 254L211 256L210 254H209ZM208 256V257H209ZM238 256V254H236V257H235V255L233 256L232 255V258H234L235 260H237L239 263L241 262V263H245V261H244V257H243V259L241 260L240 258L242 257V255H239L238 257H239V259L241 260V261H239L238 259H236V258H238L237 257ZM56 257V258H55ZM66 257L67 258H69L68 257V255H66ZM228 257V256H227ZM43 258V260H41ZM58 258V259H57ZM216 258V259H215ZM218 258V259H217ZM230 257H228L227 259L228 260H231V259H229ZM57 259V261L55 262L54 260H56ZM68 261H69V259H67ZM66 260V262L68 263V261ZM215 260V261H214ZM38 261V262H37ZM46 261H47V263H46ZM210 261V260H209ZM42 262H44V263H42ZM71 262V261H70ZM223 262V261H222ZM221 262V263H222ZM65 263V260H63V264ZM206 263V262H205ZM243 263V264H244ZM201 264V263H200ZM203 264V263H202ZM222 264H232L231 263V261H228V263H226V262H224V263H222ZM236 264H238V263H236ZM246 264V263H245Z\"/></svg>","mask_w":264,"mask_h":264}]
</instances>
